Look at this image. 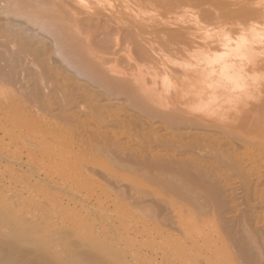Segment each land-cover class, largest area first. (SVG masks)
I'll use <instances>...</instances> for the list:
<instances>
[{"label": "rangeland", "instance_id": "374dc122", "mask_svg": "<svg viewBox=\"0 0 264 264\" xmlns=\"http://www.w3.org/2000/svg\"><path fill=\"white\" fill-rule=\"evenodd\" d=\"M227 1H229V0H227ZM227 1L226 0H222L221 1L222 3L221 2L220 3L221 4H224ZM230 1L231 2H229V3H232L233 1L235 2V0H230ZM260 1L261 0H259L258 3H255V4H252L251 5V8L253 10V13L257 17L255 20H253V19H249V20H245V19L244 20H233V21L232 20H227V21H232V22H237V23H232L234 25H232L231 30H229V31H228L229 28L227 29V26H225V27L223 26L224 28L227 29L226 31H228L226 33H224V31L222 29H219L216 25H209V26H207V23L202 20V18L199 16V14L196 13V15H195L194 14L195 11L193 10V12H192V10L188 6L185 7V8H181V9L176 10L174 14L172 13L173 16L167 15V17H169L170 22H172L175 18H176L175 20L177 22V18H178L179 21L181 19V18H179L180 17L179 15L181 14L180 10L182 12H184V10H185L184 14L187 13L186 10L187 11H190L191 10V12H188V14L187 15H184V16H188L189 15V16H191L192 19L190 18L188 20L187 19L189 17L188 16L187 18L185 17L186 20H187V21L186 20L185 21L186 22H189L190 25L192 24L193 25V26L191 25L192 27L197 26V24H199V27L201 26L202 28L199 31L197 30L199 27H197V29L196 28H193L194 31H196V32H194L193 29H191L190 31H188L189 34L192 31L193 37H191L188 33L187 34H188V36H190V39L193 38V40L191 39V41H193V42L191 43L189 41L190 39H188V40L186 39L187 40V43L184 41V43L178 45V49L173 50V51H169L170 54L169 53L165 54L166 56H164V57L165 58L167 57L166 59L164 57H161V59L160 58H157L156 56H159L160 53H161V52L157 51L156 52V55L154 57V59L157 58V60L154 61L152 59L153 60L152 61L150 59L152 61L151 64L149 62V59L146 60L145 62L148 61L149 62V65H147L148 62L146 64H145V62L143 63V64L147 65V69H149L148 66L151 67V68L153 67L155 69L154 72L157 71L156 73L160 72L159 70L163 69L162 64L165 65L164 68L165 67L167 68L166 71L168 69L170 71H172V74L170 75V77L167 78L169 80L168 82H170L168 84V87H167V83H166L167 81H165L166 84H164V82H163V80H166L165 74L163 73V70H161L162 71L161 73H163V74H159V75H164V77H162V76L160 77L157 74H156L157 76L155 77V74L153 72V69L152 70L150 69L151 70L150 72H152V74H154V76H152L151 73L144 68L147 72L143 73V74H145L144 75L145 77L143 76V78L145 80L147 79V81H148V82L145 81V83H146L145 84L146 89L149 86V85L147 86V83L148 84L151 83L150 80L152 79V77H153V79L155 78L154 79L155 81H153V86H152V84H150V86L148 88L151 89V88L156 87L154 89H157L158 88V90H160L161 88H159V86H161V87L164 86L162 89H164L166 87L165 90L162 91V89H161L160 91H158L159 93L157 92L160 95V97H159V95H157V93L154 94V96H157L156 98H162L161 95L162 94H165L164 99H163L162 102L160 101L161 99H159V100L156 99L155 100V101H158V103L155 102L157 104H154V101H152L153 103H151V102H148V101L144 100V98H142V102L144 103L142 105L143 107H141V106L139 107V105H136V104H135L136 107H135V105H134V107H132V104H131L130 99H128L126 96H124V95L111 94V93L105 91L104 89L98 87L97 85L87 84V81H86V79L84 77L76 74L64 62H62V61H59L58 62L56 59L58 58V60H60L61 58H59L58 55L56 56V53L53 54V55H54V58L56 56V59L55 60L57 62L56 61H52L53 55H51V54L53 52H51V51H47L48 53L50 52L51 54H49V55H47L48 53L46 54L49 58L51 56V58H50L51 60L49 58H46L45 60L49 59V60H47V62L48 61H50V62L52 61V62H56L57 63L56 65L59 64V68H58V66H57V69L55 67V69L57 70V71H55V73L58 74L59 73L58 71H60V68L63 69V66H64V70L66 69V71H69V72L71 71V72L70 73L69 72L67 73L64 70H62V73H59L58 74L59 76H55L54 71H52V69H54L53 66L55 64L53 63L54 65H52V64L50 65V62H48V64H47V62L44 61L47 65L52 66L51 69H49V70H51L50 73L52 75H54L55 78L56 77H59L60 78V81L62 82V83H59V84H56L57 82L53 83V81L51 82V80H53L54 78L53 79L50 78L51 77L50 76L51 74L48 75V76H50L49 77L50 81H49V79H47L48 76L46 75L47 77L44 78V81H45V79H47L46 81H48V83L50 84V86L53 85L52 87L55 90H56V88L54 87V84L56 85V87H57V85L59 87L60 84H62L63 86H61L60 89H62V87L65 89L66 87L67 88L71 87V85L74 84L75 82H77V84H78V81H79L78 79H80V82L79 83H81V81H82V83L80 85H83V87H84V84H85V86L86 85H89L88 88L90 87L91 90H93V89L94 90H97L98 89V92L94 91L93 94H92V91L90 90V88L89 89L86 88L87 86L83 89L82 86H80L78 84L77 87H81L82 89L80 88V91H78L79 88L77 89V87H76L77 90L75 89L76 92L77 91L78 92H81V90H83L85 92H89L90 91V93H91L90 95L91 96L93 95V98L91 96H89V98H87V100H89V99L92 98L93 101H94L93 103H97V105H94L92 103L94 105V108L93 109H95V106H97L96 108L98 109V104L100 102H102L103 104H105L106 97H105V100H104V97H103V101L104 102L101 100V98H102V96L107 95V97L109 98V99L107 98V101H108L107 103L110 104L109 105L110 108L107 107L106 109H109V111L107 110L108 111L107 112L106 109H105V107L108 104H106V106L104 105L105 107L104 106H101V108H99V109L105 110V112L108 113V115L105 117V114L106 113L104 111L102 112V113H104L103 115H102V113L100 114L99 112L96 113L95 111H98V110L95 109L94 112L96 113V115H100L101 117L100 116H97V117L94 116L95 118L92 117L93 120H94L93 122L95 123V122H99L100 121V124L99 123H97V124L98 125H101L102 124V126H103V123H101V121H104V123L106 121H108V122L105 123L104 126H106V127H108V126L110 127L111 126V129L116 134H119L120 133L119 136H123V138L127 137L126 139H133L132 140L133 143H132L131 140L129 141V142H131L129 145H130L131 148H133V150L138 146V142L140 143V141H141V143L144 146H146L147 148H148V146L150 148L152 147L153 149L155 147V149L162 150L164 153H166V149H168V146H169V145H166L165 144L166 141L168 140L167 138H169L170 141H172V138H174L173 141H175L176 138H177V136L179 134H182V135H180L181 137L178 136V140L175 141V142H178L179 139H181V138H182V141L186 138L183 141V143L180 140L179 143H181V144H184V142H187V141L189 142L190 140H191V142H192V140L193 141L194 140H197V142L199 140V142L201 141V145H199L200 143L199 142L197 143L196 141H194L196 144L194 142H192V143L194 145H196V146L199 145L201 151H198L197 152V149H198V147H197L196 152L190 153L192 150L194 151L195 148L190 151L189 148L193 144L191 142H189L191 145L190 144H186V143H185L186 144L185 146L183 145V147H186V148H183L184 150H180V152H178L179 149H182V148H179L178 150L177 149H175V150L173 149V151L171 150L172 148L171 149L169 148L171 151L168 149L169 151L167 150V154H170L171 152L174 153L177 150L178 153H185L186 152V154L188 155V153L186 151L187 148H188V152L190 151L189 152V155H191V156H193L195 158H199L200 160H202V162H201L202 164L205 163V165L201 166V171L203 169V171L206 172V174H207V177H206L207 180H208V177H211L210 179L215 180L214 179L215 178L214 173H212L214 176H211V175L208 174V173H211L210 172L211 169H212L213 172H215V169H216V171H218V169L220 168V170H221V167H222L223 169H222V171H221L220 174H222V172H223L224 173L223 174L224 177L229 176V177H226V178H232L233 175H230V174H234V173L239 172L240 170L239 171H238V169L236 170V168H237L236 166H239L242 171L239 172L240 175H238V173L236 174V178L233 177V179H234L233 182H235L236 185L238 183L237 187L238 186L239 187L237 188L236 191H240V192L242 191V193L236 192V196H238L239 198L236 197L235 202H238V200L240 198L242 199V201H241V199L239 200L238 204L236 205L237 206L238 213H235L234 214L235 219L237 218V220H238V222L240 224L238 222H236L235 224L232 223L231 225H233V227H231L230 226V223L228 222L229 223L228 224L226 222L227 219H226L224 213H223V215H224L225 218L223 216L221 218L220 214L222 215V213H218V215L220 216V219H218V216L216 215V212H218L219 210H217L214 213L213 209L215 210V208H214L215 206H213L214 205L213 204V201H212V204L210 205L209 203H211V201H210L211 199H210V197H208L206 195H204V196L202 195L205 198V199H203V198H200L201 195L199 196V194H197L198 195V196H196V199L197 200H193V201L199 202V203L196 202V205H199L200 204V206H204V209L202 210V213L203 214L210 212L209 214H207L208 215L207 217H206L205 214L203 215L201 213L202 207H200V206L198 207V208H200V210H198V211H200V213L197 211L198 208L197 209L194 208L196 210V212L193 211L194 209L192 210V208L195 205L193 206V204H192V206H191L190 204L193 201L191 203L188 202V204H187V202H184L185 200L182 199L179 196V194H178L179 197L177 196V194L174 195V192L175 191H173L171 189H168L169 191H171V194L170 193L167 194V192H169V191L166 192V190H165L166 189V186H164V184H162L161 182H159V183L162 184V185H160L161 187L159 186V184H157L158 185V187H157L158 191H157L156 190V187H155L156 185L155 186L152 185L154 183L156 184V182H154L155 180L153 181L154 178H152L153 177L152 174H151L152 177L150 176L151 178H149V176H148V175H150V173H153V172L156 173V171H155L154 168H152L153 172H150V170H151L150 168L151 167H149V171L146 170V171H148L147 173H149L147 175V178L141 176L143 174V172H145V169H143V168L146 167V169H148L146 165L144 167L142 166V169H141V165L142 164L138 167L137 165H139V164H136V166H134L135 164L133 165L131 163H128L129 165H131V167L129 165L127 167V165H126V168H127V171H126V170H124V169H126L125 167H124V169H121V168H123L122 167L123 166L122 165L123 163H121V167L120 168H117L121 172L118 171L116 168H114V170H115V172L117 174L118 173L120 174V175L118 174L119 177L124 178V179L126 177H128L130 179V182H132V183L135 182L136 177H137L138 178L137 179V182L138 183L139 182L141 183V186L139 188L141 189L142 186H143V188L141 190H144L146 192H151L150 190H153L155 192H158V194H160L162 197L166 198L167 200L172 199L173 201H175V204L177 202V204H176V210L179 208L180 215H178L179 214V213H177L178 211H176V210H170L171 211V216L172 215L174 216V217L172 216L173 217L172 218L169 214H167V215H169V216H167L166 214L160 212L161 210H159L158 213H157V218H158L157 219L154 216V215H156L155 214V211H152V212H154V215H153V213H150L151 210H153V209H148L149 206L151 207V205H153V204H150L149 203V206H148V204L146 206L145 203L144 204L138 203V205H137L134 202L135 201L134 199L129 198V197H131V196H129V193L126 194L128 191L124 189L125 187H122L121 186L123 189L121 187H118V188H121L122 189L121 190V189H118L112 183H111L112 185L109 184L110 182L102 174V171L103 170L101 168V164H100V161L98 159H101L102 162H105L106 161L108 165L113 166V167L120 166V163L115 164V163L110 162L109 161L110 158L106 159L105 158V155H102L101 154V150L99 152L100 154L98 153L99 148L101 146H104L103 144L99 146L98 150L96 149L97 150L96 152L99 154V156L104 157L103 159L101 157H98V154H95V148L96 147L94 148L93 145H91V143L95 144L94 141L91 142V143L89 142L90 145H89V143L88 144L85 143L86 144L85 146H83L84 144L81 143L82 144V148L80 147L81 145L78 146L80 148L77 147V145H76L77 143L75 142V140H76L77 136H79V135L76 134L77 136L75 137V140H74L73 139L74 138L73 135H70V133H71L70 128H73V126L70 127L71 126L70 125L69 126L70 127L69 130H67L68 127L65 128V126L71 124L74 121H76V124L80 123V121L77 122V120H73L72 121V118H71L72 115H73V118H74V115H75V117L77 116L76 113L78 111L77 110L78 108L75 109V108L71 107L69 109V111L66 112V107L64 105H62L63 102L61 101V99L60 100L58 99L59 97H55L54 95L50 96L51 94H49V96L52 97L56 101H53V100H51L52 98L51 99L49 98V99H47L49 102H47V101H45L46 100L45 99V96H47L46 98H48V94L47 95H44V96H43V94H41L43 97L40 99L38 97L39 95L36 96L37 95L36 92H35L36 93L35 96L37 98H39L38 99V102H37V100H36V102L38 104H40L41 107L40 106L38 107L37 104H34L35 103V99L32 100L31 99V96H29V95H31V93H33V91L39 92L41 90V89H39V90L38 89H36V90L34 89L35 88V83H36V86L37 85L39 86L38 83H40V84L42 83L43 84V82H44V81L41 82V80H36V79H38L37 76L40 75V71H37V73L39 72V74L38 75L36 74L37 76L34 74V77L36 76V79H32L33 82L31 81V85L29 84L30 82L28 80H25V82L28 81L27 82V84H29L28 86H31V87H32V85L34 86V87H32L34 90H32L30 92V94L29 93H26V92H29L28 91L29 89L26 91V86H25V90L24 89L21 90V92H24L23 95L26 94L25 95L26 96V100H25V98H22L21 99V96H23V95H22L21 92H19L20 91V88H24L23 85H26L25 83L24 84L21 83L22 86H20L21 84H19V83L14 84L13 83V80L11 79L12 80V83L14 85L9 84V83H11V80H10L9 83H6L4 85V84H1L2 79L0 80L1 81L0 82V236H2V239H1L2 242L5 241L7 243V241H8L7 244H8V246L11 249L6 245L5 242L4 243L7 246L6 248H9V249H6V250H8L9 252L11 250V252L9 254H12V256L11 255L10 256L13 257V259L16 258L15 260H17V262L19 261L18 263H21V264H28L27 262H32L35 259L36 260L34 262L29 263V264H36V263L39 264L38 262L40 261L41 258H43V260H41V261H44L45 262L44 263V262H41L40 261L42 264H47V263L48 264H257V263L258 264H264V255H263L264 254L263 253L264 252V245H263L264 244V241H263L264 240V237H263L264 236V233H263L264 226L263 227L261 226V225H264V218L262 219V215L264 217V206H261V205L264 204V202H262V200H264L263 199L264 198V191H263L264 190V187H263L264 183L262 184V186H260L261 185L260 183H262V182L259 183L257 180L255 182L252 179L254 175L257 176L259 174L256 173V171H255L256 174H254V173L252 174L251 173V172H254V170H253L254 167L252 169L249 168V166H248V160L247 159H249V162H250V158H246V156L244 155V154H248L249 153L248 155H251V156L254 155L253 157H255V159H257L259 157L258 158V161H261L262 160L261 161V164H259L260 165L259 168L260 167L262 168V166H263V168L260 169V171L261 170L264 171V111L262 110L263 105L261 103L262 101L264 103V35H263V39L261 41L255 42V43H251V45L253 44V46H250L249 43H248L249 45H247V46H243V47H231L230 49H224L222 47H219L218 48V46H217V48H214V50H216V52L218 51L217 53L214 52V51H212V52H206L205 53L204 52L205 51V48H203V50H202V48L197 47V45L198 46L199 45H202V43H204L205 41H207V42H205L204 44L209 43V42H212L213 38H214V42H215L216 38H217L216 42H218V41L224 40L223 37H228V39H230L229 41L231 42V41H236V40L239 41L241 39H245V37H249V36H251V34H254V33H262V31L264 32V16H263L264 15V0H262V2H260ZM217 2H218V0H217ZM237 2H238V0H237ZM229 3H225L224 5L229 4ZM112 4L114 6H115V4H116V6H118L121 3H120V1L117 0V2H115V3L112 2ZM204 8H206V7H204ZM231 8L233 9V7L229 5V7L227 6L226 10L227 9H231ZM150 13H148V15H152L154 17L156 16L155 13H153V12H150ZM191 13H193L194 15H192ZM175 14H177V16H175ZM195 16H196V19L194 18ZM165 17H166V15H165ZM155 18L159 22H162L164 20V19L163 20H160V18H158V17H155ZM193 19L196 22L198 20L199 21H202V23L201 22H199V23L197 22V24L195 25L194 24L195 21ZM191 20L194 23L191 22ZM179 21L177 22V24H176V22H174L175 23V26H173V28L175 27L177 29V27L183 26V24H185L184 23L185 22L184 20H183L184 22L183 21H180V23H179ZM182 22H183V24H182ZM189 23H187V24L189 25ZM203 23H206L205 24L206 27H205V25ZM178 24H182V25H178ZM187 24H186V27H189L190 25L188 26ZM183 27H185V25ZM190 28H188V29H190ZM181 30L184 31V33L187 32L186 29H185L186 31L183 30V29H181ZM207 32H209L208 35L206 34ZM141 36L147 38L146 34H142ZM150 37L151 36H149L148 38H150ZM184 37H186V34H185ZM137 40L139 41L140 38L138 37ZM214 42H213V44L209 43V45H214L215 44ZM249 47L252 48V50L249 49L251 51L246 50ZM196 48H199V49H197L199 52L196 50ZM163 49H165V48H163ZM220 49H222V50H220ZM241 51H244V52H241ZM259 52L260 53L262 52V54H260ZM158 53H159V55H158ZM244 53H245V55L248 58L244 57L245 56ZM248 53H250V54H248ZM251 53L252 54H256V55H252ZM257 53L260 54V57H259V54H257ZM208 54H210L211 57ZM194 55H196L198 57H194ZM201 55L203 56V58L205 56V59L210 58L213 62L215 60V64L217 65V67L218 68H222V69H218V70H221V71H219L221 73L224 72L223 74H225V75H223V74L222 75H219L220 77L218 76V74H215V75H217L219 77V79L220 78L222 79V76H223V80L225 79L227 81V82L226 81H223V82L230 83L231 80L236 79L237 77L239 78L238 81L240 82V85H242V87L244 86V88H242L240 86L239 89H242V90H239L238 89L236 91L238 93V95L241 96L240 98H242V95H244L246 92L249 93V94H247L248 98H247V96L243 98L247 105H245L241 109H245V108H247L249 106L250 107L253 106V109H252V112L251 113H249L248 115L246 114V115L243 116V118H241V117H239V115L236 113V111L234 109L229 110V112L231 111L229 117L234 120L233 122H235L236 124L237 123L238 124H242V122H247L248 123V124L246 123V125H244V126H240V129H236V130L233 129V130H231L230 127H227L226 128L223 125L222 119L223 118H226V116L228 115L227 114L228 111H225L226 110L225 107L228 106V105H225V107H224L225 110H223L224 109L223 108V105L221 106V108H219V110L222 109L223 111H225V112H223L221 114V113H219L220 111L217 110L219 105L217 103L218 106L217 105L215 106V102H213L215 100H213V98L211 99L210 97H207L208 100H207V103H206L205 102L206 101L205 100L206 99L205 96H204L205 98H202L200 96L198 97V95L195 94V92L193 91V89L192 88H188L189 85L185 84V83H188V82H184L185 81L184 78L189 73V71L187 70L185 72L184 67L185 66L187 67L188 66L187 63H189V62H192V63H189V64H192V66H193V62L194 61H195L194 64L195 63L200 64L201 61L203 60ZM212 56H218V57L220 56V58H218V57L215 58V57H212ZM255 56H257V57L255 58ZM252 57L255 60H250V63L248 65H244V62L247 61L249 58L252 59ZM54 58H53V60H54ZM227 58H228V60H226ZM245 58H246V60H245ZM187 60H188V62H187ZM199 60H201V61H199ZM225 61H228V63H226ZM230 61H231V63H230ZM39 62L41 64V61H39ZM60 62H62V65L64 64L62 67L60 66L61 65ZM171 62H173L174 64L171 63ZM181 62H183V63H181ZM184 62H187V63L184 64ZM237 62H238V64H237ZM175 63H177L179 66H180V64H183V67L181 66L182 68H180ZM233 63H234V65H233ZM40 64H38V65H40ZM140 64H142V63H140ZM215 64L213 66V69L215 67L216 73H218V70H217V67L215 66ZM218 64H219V66H218ZM225 64H226V66H225ZM47 65H46V67H48ZM107 65H109V64H107ZM173 65H177L178 67L177 66H173ZM229 65H230V67H232V69H234V70H232L233 72L234 71L235 72L237 71L236 74H235V72L232 73L230 67L228 69V66ZM32 66L28 69L29 71H30V69H34V68H32ZM50 66H49V68H50ZM35 67H37V65ZM41 67H42V65H41ZM121 67H122V65H121ZM37 68L39 70V67H37ZM134 69L135 68H133L131 71L132 72L134 71V73H135L136 70H134ZM240 69H241V71H240ZM246 69H247V71H246ZM145 70H143V71H145ZM169 70H168V72H169ZM227 70L230 71L231 74ZM19 71L20 70L18 69V73H19ZM31 71H30V75L32 76V73H34V72L36 73V68H35V70H33V72H31ZM238 71L240 73H242V75L239 74ZM10 72L9 71L6 72V74L8 73V77L12 74V72H11V74H9ZM27 72L25 71L26 74L29 73V72L28 73ZM3 73H5V72H3ZM22 73H24V71ZM22 73L21 74L19 73V76L21 75L19 77L21 80L22 79L24 80L25 78H27V79L29 78L30 79L31 76L29 77V75H28V77L21 78L22 75H24V76L26 75L25 73L24 74H22ZM41 73H42V70H41ZM63 73H66V75L67 74H71V73L73 74L74 73L75 76L74 75H71L72 77L74 76L72 79L69 76V78H70L69 81H71V82H69V81L65 82L69 78L67 77L68 75L67 76L66 75H62ZM146 73L147 74L149 73L151 76H149V74L146 75ZM182 73H183L184 78L182 76ZM13 74H14V72H13ZM13 74L11 76L12 77L14 76L13 78L14 79L15 78L17 79V76L18 75L16 74L17 75L16 76L15 74L14 75ZM60 74L62 75L63 79H61ZM1 75L2 74H0V77H1ZM41 75L45 77V75H43V74H41ZM176 75H177V77H175ZM226 75H228V77ZM3 76H4V74H3ZM240 76H243V77H240ZM6 77H7V75H6ZM6 77L4 76V78H6ZM8 77H7V79H8ZM75 77H76V79L78 81L77 80L76 81L74 80ZM160 78L161 79L162 78H165V79L161 80ZM240 78H244V79H242V81H241ZM7 79H5V80H7ZM18 79L17 80H14V82L16 83V81H18ZM159 80L162 81V84H161V81L159 82ZM22 81H19V82H22ZM55 81L60 82L59 80H56V79H55ZM63 81L65 83H67L68 86L64 87L66 84ZM3 82H7V81H4L3 80ZM243 82H245V83H243ZM48 83L46 82L45 85L48 84ZM154 83L156 85H154ZM159 84H161V85H159ZM15 85H16V87L17 86H19V87L16 88ZM45 85H42L41 87L39 86L40 88L43 87V90H41L40 92H42V91L45 92V90H46V92H50V91H47V87ZM178 85L181 86V87H179ZM50 86L48 87V89L50 88ZM75 86H74V88H75ZM92 86H94L95 88L92 87ZM31 87H30V90L32 89ZM53 88L52 89L50 88L51 89V92L50 93H52V94L55 91ZM179 88H181V89H179ZM154 89H152V91ZM187 89H189V90H187ZM52 90H53V92H52ZM71 90H72V87H71ZM75 90L73 89L74 92H75ZM161 91H162V93L160 94ZM55 92H54V94H55ZM101 92L102 93L104 92L103 93L104 95L101 94ZM149 92H150V90H149ZM149 92H148V94H149ZM96 93H99L101 95V97L98 98V99L101 100V101L98 100L100 102H95V101H97V100H95L97 96L94 95ZM166 93H168V94L170 93V96L168 97V94L166 95ZM250 93H252L253 96H252V94L250 96ZM27 94H29L28 95L29 96L28 98H27ZM34 94H32V96H33V98H36V97H34ZM99 94H97V95H99ZM59 96H60V94H59ZM121 96H122V98L124 100L121 98ZM254 96H255V99H254ZM94 97H95V99H94ZM147 97H149V96H146L145 99H147ZM152 97H153V95H152ZM152 97H150V98H152ZM182 97H183V99H182ZM29 98L33 102L32 103L33 104L32 106H30L31 101H28V100H30ZM198 98H199V100H201L200 102H202L204 100L203 102H205V103L203 104V102H202L201 105H199L200 103H197V101L199 102ZM216 98H217V96H216ZM92 99H91V101H92ZM209 99H211L212 100V103H214L213 104V107H211L209 105V104H211V103H209V102H211V100H209ZM87 100H85V101L90 106V103L91 102L88 103ZM228 100H230V99H228ZM228 100H227V103H228ZM39 101H41V103H43V106L44 107H46L47 106V103H48L49 105L46 108L51 109V110H48V111L49 112L52 111L53 113H55V111H54V107L55 106H53L54 103L56 102L55 105H57V104L59 105L60 102L59 103H57V102L58 101H61L62 104L59 105L60 108L57 109V110L60 113L61 110H62L61 108L64 106L63 109L64 108L65 109L63 111H65V112H61V113H63L62 114L63 116L66 115V117H62L61 114L58 116L59 113H57V110L56 109L55 110H56V113L57 114L56 113L55 114H52V112H50V114H52L50 116V114L48 113V111L45 112L46 109L42 106V104ZM43 101H45V103ZM50 101H51V103L52 102L53 103L51 104ZM123 101H126L125 104H124ZM159 101H160V103H159ZM164 101H166V102L163 103ZM216 101H218V100H216ZM118 102H120L121 104H118ZM86 103L83 102V105L85 106ZM224 103H226V102L224 101ZM240 103H242V102L237 103V105H235V106H240L241 105ZM44 104H46V105H44ZM103 104H100V105H103ZM197 104L199 105V107H198ZM220 104H221V101H220ZM83 105L81 106V109H85L86 108V110H88L89 107L86 106L84 108ZM259 105H260V107H259ZM33 106H34V108H32ZM35 106H37L38 108H41V109H39L41 112H39V110H37L36 109L37 107H35ZM57 106L55 108H58ZM137 107H139V108H137ZM30 108H32V109H30ZM42 108H44V113L48 114L49 116L42 117L44 115V113L42 112L43 111ZM91 108H92V105H91ZM150 108H154V109L152 111H150L151 110ZM33 110L36 111L37 114H36V112H33ZM73 110L74 111L76 110L75 111L76 113ZM70 111H72L73 114ZM168 111L171 114L174 113L178 117L181 116L182 117L181 120L178 119L177 116L175 117L174 115H172V118L173 119H174V117H175V119L177 118L176 121H178V122H176L175 120H174L175 122L173 120H171L170 119L171 118V115L168 113ZM206 111H209V113H211V112L214 113L213 116H212V113L211 114H208L209 116L206 115ZM217 111H219V112H217ZM69 112L72 114L70 117L67 116V115L70 114ZM123 112L126 113L125 116L128 114L126 117L124 116L125 118H123ZM166 112H167V114L170 115V116H168L169 118L167 117ZM30 113H32V114H30ZM163 113H164V115H163ZM215 114H217V115H215ZM54 115L55 116H58V120L56 118H54ZM60 116L62 117V120H63L62 123L64 122V124H66L65 126H63L64 124H62V123L61 124L59 123L60 125H58V122L61 119ZM220 116H221L222 119L220 118ZM50 117H51V119H50L51 122L49 120ZM59 117H60V119H59ZM87 117H90V116H87ZM130 117H131V119H130ZM165 117L168 118V119H166ZM68 118H70V119L67 120ZM82 118L81 119L79 118V120H84L85 119V118H83V119ZM121 118H123L124 120L126 119L127 122L124 121ZM214 118L215 119L216 118L217 119L218 118L221 119V122H220V120L218 121V120H215ZM119 119L124 121V122L121 121V123H123L124 125H125V123H127V126L128 127H125L126 125L124 126L123 124H121L120 121H119ZM129 119L130 120L133 119L132 120L133 122L132 121L130 122ZM190 119H192V120H190ZM247 119H248V121H247ZM35 120H36V122H35ZM48 121H49V123H48ZM55 121L57 123L54 124ZM84 121H82V122L84 123ZM110 121L113 122L114 124L111 123ZM134 122H136V123L134 124ZM46 123H48L49 125H50V123H51V125L53 124L54 130H53V127L52 126H51L52 129H51V127L48 124L46 125ZM74 123H73V125L77 126ZM83 123H80V124H83ZM91 123H92V121H91ZM132 123L134 124V127H135L134 129H133L132 126H130V125H132ZM193 123L195 125H192ZM44 125H46L45 126L46 127L45 129H44ZM84 125H86V124H84ZM119 125H121L120 127H123V128H120ZM203 125H205V126H203ZM47 126H49V127L47 128ZM58 126H60V127H58ZM140 126L141 127L144 126V128H146L148 131L147 130L144 131V129L141 128ZM33 127H34V129H33ZM56 127H57L56 131L58 133H56V135L54 134V136H55L54 137L52 134L56 132L55 131V128ZM118 127L120 128V130L118 129ZM156 128H158V132L157 131L154 132V129L157 130ZM218 128L221 129V130H223V131L219 130ZM47 129H49V130H47ZM150 129H152V130H150ZM45 130H47L48 132L45 131ZM61 130H63V133L65 134L64 136H63ZM116 130H118V133L116 132ZM60 131H61V136L59 134ZM132 131H134V133ZM141 131H142V133H141ZM151 131H153V132L151 133ZM47 133H49V134H47ZM67 133H69V134L67 135ZM72 133H74V132L72 131ZM122 133L125 134V137H124V135ZM137 133H138V135H137ZM148 133H150L151 136L148 135ZM158 133H161V134H159V136H158ZM166 133H167V135L169 134L168 135L169 137L168 136H165ZM177 133H179V134H177ZM194 133H195V136H194ZM196 133H198L199 135L196 134ZM160 135L164 136V139L166 137L167 140L166 139H165L166 141L165 140H162L163 137L160 136ZM189 135H190V138H189ZM205 135L207 136V138L209 136V138L208 139L206 138L204 140V138L206 137ZM52 136H53V138H52ZM67 136L69 138H67ZM128 136L131 137V138H129ZM153 136H155V137H153ZM175 136H176V138H175ZM182 136H185V138L182 137ZM210 136H211V138H210ZM71 137H73V138H71ZM213 137H214V139L215 138L216 139L218 138L216 141H218L220 139L222 141L221 143H223V141H226L227 142L226 144H225V142L223 143V144H225L224 145L225 147L223 146L222 149L220 148L221 150H223V148H224V153H226V155L228 153H229V155H231L230 154V150L232 151V149H229V148H233L234 147V149L232 151V155L237 157L239 155V153L235 150V146H238V149L237 150L239 152H240L239 149L242 148L241 149V154L243 152V155L245 157L243 155H242L243 156L242 157L241 154H240V156L242 157V159H241L242 163L240 161V163H241L240 165L241 166L244 165V166L241 167L240 165H238V162H236L235 161L236 159H234L235 157L231 156L234 159V160H232V159H230L231 157H227L226 155H223L222 156L221 153H218L219 152L218 150H220V149H218L216 151L217 148H215V147L220 146L221 143H220V140H219L218 141L219 144H218L214 139H212ZM70 138H71V141H70ZM78 138L81 139L80 136ZM149 138L152 140V143H151V140H148ZM160 138H162V139H160ZM201 138L203 139L204 142L201 140ZM64 139H67V140L64 141ZM72 139L74 140V142L76 144L73 145V143H72L73 140ZM155 139H157L156 141H158V142L164 141V144L166 145L167 148L165 146H164V149L165 150H163V146H160V148H159V145H164V144H162L163 142H160L161 144H159L158 142L155 141ZM210 139L212 140L213 145H212ZM153 140L155 142H153ZM209 140H210V143L208 142ZM78 141L79 140H77V142ZM144 141H146V142H144ZM148 141H150V142H148ZM233 141H234V143H233V145H231ZM215 142L218 145L215 146V144H216ZM145 143H146V145H145ZM202 143H204V146L202 145ZM205 143L206 144L208 143V145H206ZM97 144H98V142H96V146L98 147ZM132 144H134L135 146L137 144V146L134 147V145H132ZM142 144H139V146L141 145L140 148H143L142 147ZM167 144H168V142H167ZM170 144H171V142H170ZM181 144H180V146H181ZM171 145H172V147H174L176 144L175 145L174 144H171ZM194 145L192 146V148L194 147ZM210 145L211 146H214V147H211ZM202 146L203 147H206V146L210 147L209 148V152L207 151L208 150L207 149L208 147L203 148ZM229 146H231V147H229ZM178 147H179L178 145L175 146V148H178ZM201 147L203 148V150H202ZM239 147H241V148H239ZM140 148L135 149L136 152L140 153V150L138 151V149H140ZM225 148L227 149L226 151L228 153L225 152ZM212 149H215V150L212 151ZM250 150L252 152L253 151L254 152L252 153ZM143 151H145V150H142V152ZM206 151H207V153H206ZM210 151H212V152H210ZM234 151H236V152H234ZM215 152H217V153L215 154ZM235 153L238 154V155H235ZM94 154L97 155V158H98L97 160L93 159L94 157L96 158V156H94ZM201 154H202V156H201ZM206 154H208V157H206L207 156ZM219 154H221V155H219ZM256 154H258V155H256ZM216 155H218L219 159H218V157ZM220 156H221V158H220ZM224 156H226L224 158L226 160L223 159ZM240 156H239V158L237 157V159L240 160ZM207 158L210 159V160H207ZM227 158L230 159V161L228 160L229 162L227 161ZM245 158L247 160L246 166H245V161H244ZM71 159L73 160V162L70 161ZM216 159H218L220 161H218ZM94 160L96 162H94ZM211 160H212V163H210V165L213 164V162H214V164H216V165L218 164L216 166L217 168H215V167L213 168V166H215V165H213V166H211V169L210 170L208 169L209 171H207V168L205 166H207V167H210V166L207 165L206 161H210L211 162ZM252 160H251V162H252ZM243 161H244V163H243ZM220 162L222 163V165H221ZM78 163L81 165L80 168H76V167L79 166ZM235 163H236V165H235ZM208 164H209V162H208ZM226 164H228L229 166L226 165ZM73 165H75V166L77 165V166L75 167ZM249 165H250V163H249ZM86 166L90 167L92 170H90V168H87ZM94 166H95L96 169L94 168ZM247 166H248V168H247ZM251 166L252 165H250V167ZM134 167H135V169H133ZM245 167H246V169H245ZM93 168H94V170H93ZM136 168H137V170H136ZM224 168H225V170H224ZM232 168H233V170L235 168V170L233 171ZM243 168H244V172H243ZM97 169H99V170L101 169L102 171L99 172V170H97ZM140 169H141V171H140ZM226 169H229V170H231L233 172H230L229 171V173H230L229 174V173H227L228 171ZM247 169H250V172L249 171L248 172L250 173V175L252 177L250 175H248L249 173H246L247 172ZM128 170H130V172H129L130 174L132 173L133 170L138 171V173L139 172H142L143 170L144 171L142 172V174L140 173L141 174V175H139L140 178L137 176L138 174L134 173V176L132 174L133 177L136 176L135 179H134L131 175H129V173L127 174ZM245 170H246V172H245ZM123 171H126V172H123ZM258 171H259V169H258ZM158 172H159V170H157V173ZM219 172L220 171H218L217 173H219ZM262 172L260 174H262ZM147 173L145 172L144 175L147 174ZM237 175L239 176V178H240L241 175H244L245 178L243 177V179H244L243 181H242L241 178L239 179L240 182H242V183L244 182V184H242V183L240 184V182H238L239 180H237L238 179ZM247 177H249V178L247 179ZM144 178H146V180ZM257 178H259V177H257ZM257 178L255 177V179H257ZM263 178H264V176H263ZM263 178H262L261 181L264 180ZM141 179L142 180L144 179L145 181H147V179H149V180L151 179L152 181L151 180L150 181L152 183L150 182V184H149L148 182H145L144 180L142 181ZM210 179L208 181H210ZM245 179H247L248 182L250 183V185H252V186H248L249 184L248 185L246 184L245 181H247V180H245ZM251 181H254L255 183H258V184H255L254 182H252L255 185L254 186L253 184H251ZM157 183H158V181H157ZM239 184L240 185H243V187H241ZM244 185H246L247 187L244 186ZM256 185L258 187L259 186L260 187L258 188V187H256ZM113 186L116 187L119 190L118 191L119 193L121 191L122 192L124 191V193L127 191L125 193L126 197L123 196L124 194L121 192V196L125 197V199L123 197H119L117 195L119 193L116 192L117 189L114 188ZM190 186L191 187H194V183L191 184ZM190 186H189V188H190ZM146 187H147V189H146ZM240 187L242 189L244 188V190L246 189L245 190L246 192L244 190H240L241 189ZM252 187L255 188L254 191L255 192L258 191L257 193L258 194L260 193V195H257V193H253V188ZM160 188H162V192H161ZM261 188H263V189H261ZM191 189H194V188H191ZM250 189H252V190L250 191ZM257 189H259L261 192H259V190H257ZM159 191L161 193H159ZM163 191H165L166 194ZM243 192L244 193H248L249 192L248 193L249 195L247 194V197H245V199L246 198L248 199L247 201L244 199V196H246V195ZM162 193H164L165 195H168V196L166 197V196H164V194L162 195ZM262 193H263V195H262ZM240 194L241 195L244 194V196H241L240 197ZM127 195H128V199L129 200L127 199ZM171 195L173 197H169ZM253 195H254V198H256V199H254L253 197H251ZM175 196H177L178 198H181L183 201L180 200V199H176ZM258 196L262 200H260V199L257 200L259 198ZM168 197H169V199H168ZM197 197H199V198H197ZM131 199L134 200V201H132ZM199 199H202L201 203L206 202V201L207 202L201 204ZM224 199L225 198H223V200ZM250 199L251 200H256L257 201V204H256V201H255V206H254V201L253 202L250 201L251 202V205H249V203H250L249 200ZM212 200H214V199H212ZM225 201H228V203L231 202V201H229L227 199H225ZM195 202H193V203H195ZM246 202L248 203V206L245 204ZM241 203H244V205H242ZM204 204H207V206H205ZM225 204L227 205V203H225ZM230 204L231 203H229L228 205L230 206ZM239 204H241L240 206L242 207V209H241V207L238 206ZM177 205L178 206L181 205L180 207L182 208L183 211L185 209L192 210V212L191 211H188V212H191V214L188 213V212H184L185 214H182L183 213V212H181L182 210H180V207H178ZM182 205L184 206V208H183ZM209 205H210V207L213 206V207H211L212 209L209 207ZM145 206L147 207L148 210L145 208ZM256 206H257L258 209L256 208ZM258 206L261 207V211L263 209L262 212L259 211L260 210V207H258ZM252 208H253V210H255V209L256 210L255 211L250 210ZM145 209L147 211H145ZM156 209L158 210L157 207H155V210ZM205 209H207V210H205ZM227 209H228V207H227ZM227 209H224L223 212H226ZM246 209H248V210H246ZM241 210L244 211V212L242 213ZM203 211H205V212H203ZM239 211H240V213H239ZM250 211H251V214H250ZM256 211L257 212L259 211L260 213H257ZM193 212H195V213H193ZM219 212H221V211H219ZM198 213L199 214H202V215H198ZM256 213L260 217L257 216ZM161 214L163 215L162 216V219L163 220L160 218L161 217ZM188 214H189V216H187ZM240 214L241 215L243 214L244 217L243 216L241 217ZM164 215H166V219H168L170 217L171 218V220H170L171 222L174 219V221L172 223L178 221L176 224L175 223L172 224L173 227L176 230H174V228L171 229L172 227H171V225H169V223H171V222L165 220V218H163V217H165ZM178 216L181 217V218H179ZM186 216H187V218H186ZM258 217L260 218V221L256 219ZM249 218H253L252 221ZM156 219L158 221L159 220L160 221L162 220L161 222H163L162 225L164 227L161 226V225H158L160 223V221L157 223V220ZM225 219H226V221L224 223L226 225H224V223H223V221ZM164 220L166 222H168V224H164V223H166V222H164ZM180 220H181V222H179ZM214 220H216V222ZM217 220H218V222L220 221L219 226L223 223L220 226V228H218L219 226H218ZM237 220H235V221H237ZM253 220L254 221L256 220V221L254 222ZM250 222H251V224H250ZM256 222H259V223H256ZM247 223H249V224H247ZM252 223H254V225ZM141 224L142 225L144 224V225L142 226ZM145 224H147L148 227ZM237 224H239V225L237 226ZM153 225H154V227H157L155 230L159 229V226H161L160 227V231H157L158 233L159 232L161 233V234L160 233L158 234L160 236L156 235L157 232L154 230V227H152ZM165 225H169L170 227L169 226H166L167 227L166 228ZM178 225H180V226H178ZM227 225H228V229H230V230H227L226 229L227 228ZM257 225H259V227H257ZM229 226H230V228H229ZM252 226L255 227V229ZM134 227H135V229L138 230L137 232H138L139 236L135 232ZM141 227H142V229H141ZM144 227H145V229H144ZM150 227L152 228L151 230H154V231H150V229H149ZM168 227L170 229H168ZM179 227H181V229L182 228H184V229H182L180 231V228ZM256 228H258V229H256ZM139 230H142L141 232L144 235H141L140 234L141 232ZM168 230H169L170 233L167 232ZM220 230H222V231H220ZM232 230L235 233L234 234V237H237L238 240L242 244H243L242 241H245L244 248H245V250L247 252L250 251V253H251V254L250 253H247V255L249 254V256L247 257L248 258L247 259L248 261L246 260V258H243L242 259V257L240 256L242 254L238 255L239 253L236 252V251H239V250H237L238 248H236L237 246H236L235 242H233V244L231 243V239H233V238L231 237V239H230L229 238V235L231 234ZM261 230H263V231H261ZM11 231H12V234H10ZM16 231H17V233H16ZM182 231H183V233H182ZM227 231H229V232L231 231L230 234H225V233H229ZM236 231L237 232L239 231L240 232V235H239V232L237 233ZM14 232L16 233V235L17 234H20L21 235V237L23 239V240L21 239V244L23 246L20 244V239H17L18 236H20V235H17V238H15L16 235H14L13 237L10 236V235L15 234ZM241 232L244 233L245 235L242 234ZM247 233H250V234H247ZM145 234H147L148 237H147V235L145 236ZM185 235H186L187 238H189V240L185 237ZM6 236H8V237H6ZM183 236H184V238L186 240L184 238H182ZM231 236H233V234ZM242 236H243L244 240H243ZM248 236H249V238L251 240L248 238ZM5 237L8 240L7 239L5 240ZM11 237H12V240L15 238L17 241L15 242V240H13V241L12 240H9V238L11 239ZM172 237L175 238V239H173V241H172ZM262 237H263V239H262ZM176 238H178V239H176ZM203 238H205V239H203ZM240 238H242V239H240ZM3 239H4V241H3ZM207 239H208V241H207ZM179 240L181 242L185 240L184 243L186 244V247H185V244L184 243L182 244L181 242H179ZM187 240H188V242H191L192 240H194V241L197 240L196 242H198L197 243L198 244V247H195V246H197V245H195V246H193L194 248L192 247V250H191L190 249L191 246H188L190 244L187 242ZM205 240L208 242V244H206V245H204V243L206 242ZM258 240H259V242H258ZM11 241L13 242V244L14 243H17V244H15L16 246L21 245V248H19L21 251L16 246L13 247L14 245L12 246V244H11L12 242ZM209 241H210V243L212 242L211 245H210ZM35 242L36 243L38 242V243L36 244ZM40 242H41L42 245L40 244V246H39L38 244ZM172 242H173V244L175 242V245H177L178 243L179 244L181 243L183 245V247H185L186 250H187V248L190 247L188 249L190 253H188V254H186L184 256H183V254H185V253H183V254L182 253L181 254H175V253H179L180 251L182 252L185 249L182 247V245L180 246L178 244L184 250H182V249L180 250L179 249V250H177L175 252V250H176L175 247L176 246L173 247ZM193 243H195V242H193ZM224 243L227 244V245H225ZM256 243H257L258 247H261L262 245L263 246L259 249L257 247ZM258 243H260L261 245L258 244ZM9 244H11V245H9ZM170 244H172L171 247L169 246ZM43 245H44V247H43ZM155 245L156 246L159 245L157 249H155L156 248ZM178 245L176 247L177 249L179 248ZM191 245H192V243H191ZM223 245H224V247H223ZM153 246H155V248H153ZM215 246H218V248L216 247L217 248L216 249ZM250 246H252L254 249L251 248ZM12 247H13V249H12ZM159 247H160V249L161 248L163 249L164 247H166V249L164 251L162 249L159 251L158 250ZM208 247H210V248H208ZM43 248H45L47 251L45 250L46 251L45 252L43 250ZM171 248H173L174 253H170V252H173ZM16 249H18V250H16ZM169 249L171 251H167ZM205 249H207V250H205ZM43 251L45 252V256L43 255V253H44ZM216 251H217L218 254L216 253ZM23 252L25 253V255H24ZM32 252H34V253H32ZM161 252H163L164 255ZM167 252H168V255H167ZM259 252H261V254ZM21 253H22V255H21ZM30 253L32 254V256L35 253H37V254H35L34 255V258H33ZM38 253L40 254V257L41 258H39V254ZM211 253H213V256H211L212 255ZM215 253L217 254V256H216ZM27 254L30 255L31 258H29L30 256H28ZM14 255H15V257H14ZM16 255H18V256H16ZM198 255H200V256H198ZM257 255H259V256L262 255L263 257L262 256L259 257ZM22 256L24 257V259H23ZM25 256L27 257V260H26V257ZM214 256H216V257H214ZM195 257H196L197 260L194 259ZM202 257L205 258V259H203ZM244 257H246V255H244ZM207 258H208V260H207ZM216 258H217V260H215ZM18 259H20V260H18ZM37 259H39V260H37ZM22 261H24V262L22 263Z\"/></svg>", "mask_w": 264, "mask_h": 264}, {"label": "bare ground", "instance_id": "6f19581e", "mask_svg": "<svg viewBox=\"0 0 264 264\" xmlns=\"http://www.w3.org/2000/svg\"><path fill=\"white\" fill-rule=\"evenodd\" d=\"M118 1H120V3L121 4H117L118 6H116V4H115V6L112 4V2H117V0H0V74H2L1 75V77H0V80L2 79V82H1V84H6V83H9L10 82V80L12 79L13 80V83L14 84H17V83H19V84H26V85H23L24 86V88H20V91L19 92H21V90L22 89H24L25 90V86H26V91L28 90L29 92H26V93H29L30 94V92L32 91V90H36V89H41V90H43V87L42 88H40L42 85H45V83L47 82L48 83V81H46L47 79H49V77L51 78V79H53V80H51V82L53 81V83H55V82H57L56 84H59V83H62L61 81H60V78L59 77H54V75H52L50 72H51V70H49V69H51V67L52 66H50L51 64L52 65H54L53 67H54V69H52V71H54V74H55V76H59L58 74L59 73H62V70H64V64L62 65V62H64L68 67H70L76 74H78V75H80V76H82V77H84L85 79H86V81H87V84H90V85H97L98 87H100V88H102V89H104L105 91H107V92H109V93H111V94H116V95H124V96H126L128 99H130V101H131V104H132V107H134V105L136 104V105H139V107L141 106V107H143L142 105L144 104L143 102H142V98H144V100H146V101H148V102H151V103H153L152 101H154V104H157L158 103V101H155L156 99L157 100H159V99H161L160 101L162 102L163 101V99H164V96H165V94H162L161 95V97L162 98H156L157 96H154V94L155 93H157L158 91H160L163 87H161V86H159V88H161L160 90H158V88L157 89H154V88H156V87H154V88H148L149 86H150V84H152V86H153V81H155L154 79H153V77H152V81L150 80V84H148L147 83V89H146V86H145V81L146 82H148L147 81V79L145 80L144 78H143V76L145 75V74H143V73H145V72H147V71H151L152 69H153V72H154V68L152 67H149L148 66V68L149 69H147V65H149V62H150V64H151V62L154 60H157V58H160L161 59V57H164V56H166L165 54H167V53H169V51H173V50H176V49H178V45H180V44H182V43H184V41L187 43V40L188 39H190V36L191 37H193V35H192V31H191V33L189 34L188 33V31H190L191 29H193V28H196L197 29V27H199V24H197V22L199 23V22H201L202 23V21H195L194 19V21H195V23L191 20V22H193L195 25L197 24V26H194V27H192L191 25H190V23L189 22H186L187 20H186V18L189 16H184V15H187L188 14V12H191V10H192V12H193V10L195 11V15H196V13L197 14H199V16L202 18V20L204 21V22H206L207 23V26H209V25H216L219 29H222L223 31H224V33H226V32H228L229 30H231V27H232V25H234V24H232V23H237V22H232L233 20H249V19H253V20H255L257 17L254 15V13H253V10H252V8H251V5L252 4H255V3H258V1L259 0H238V2H237V0H235V2L233 1L232 3H229V2H231L230 0L229 1H227V2H225V3H229V4H226V5H224V4H221L222 2V0H218V2H217V0H118ZM111 2V3H110ZM221 2V3H220ZM260 2H262V0L260 1ZM262 4V3H261ZM229 5L230 6H232L233 7V9L231 8V9H227L226 10V8H227V6L229 7ZM189 7L188 9L190 10V11H187L186 10V14H184V12H185V10H184V12H182L181 10H180V12H181V14L179 15L180 17L179 18H183L182 20L180 19V21H183L185 24H183V22H182V24H183V26L185 25V27H186V24L187 23H189V27H183V26H179V27H177V29L175 28H173V26H175V23L174 22H176V18L172 21V22H170V20H169V17H167V15H171V16H173L172 15V13L174 14L175 13V11L176 10H178V9H181V8H185V7ZM110 7V8H109ZM204 7H206V8H204ZM226 7V8H225ZM112 9V10H111ZM150 12H153V13H155L156 14V16L155 17H158V18H160V20H163L162 22H159L158 20H156V18L154 17V16H152V15H148V13H150ZM179 12V13H180ZM152 13V14H153ZM177 13V12H176ZM151 14V13H150ZM178 14V13H177ZM177 14H175V16H177ZM192 15H194L193 13H191ZM165 15H166V17H165ZM183 17H182V16ZM163 16V17H162ZM198 16V17H199ZM264 16V15H263ZM165 17V18H164ZM186 17V18H185ZM193 17V16H192ZM172 18V17H171ZM185 18V19H184ZM191 18V16H189L187 19L189 20ZM195 19H196V16L194 17ZM192 19V18H191ZM259 19V18H258ZM227 20H232V21H227ZM179 20H178V18H177V22H178ZM180 21H179V23H180ZM177 22H176V24H177ZM206 23H203L204 25L206 24ZM182 24H178V25H182ZM177 25V26H178ZM225 26H227V29H228V31H226L227 29L226 28H224ZM229 26V27H228ZM191 27V28H190ZM205 27H206V25H205ZM187 30V32H185L184 33V31H182L181 29H183V30H185V29ZM188 28H190V29H188ZM201 26L197 29L198 31L199 30H201ZM185 30V31H186ZM221 30V31H222ZM36 33H35V32ZM38 31V32H37ZM193 31H194V29H193ZM194 32H196V31H194ZM190 35V36H188V34ZM223 33V34H224ZM142 34H146V36H147V38L146 37H142L141 35ZM148 34V35H147ZM185 34H186V37H184L185 36ZM207 35L209 34V32H207L206 33ZM263 35H264V32L262 31V33H254V34H251V36H249V37H245V39H241V40H236V41H229L230 39H228V37H223L224 38V40H222V41H218V42H216V40H217V38H216V40H215V42H214V38H213V40H212V42H209V43H211V44H213V42L215 43L214 45H209V43H206V44H204L205 42H207V41H205L204 43H202V45H197V47H199V48H202V50H203V48H205V53L206 52H212V51H214V52H216V50H214V48H217V46H218V48L219 47H222V48H224V49H230L231 47H243V46H247V45H249L250 44V46H253V44L251 45V43H255V42H259V41H261L262 39H263ZM145 36V35H144ZM149 36H151L150 38H148ZM195 36V35H194ZM140 38V40L138 41L137 40V38ZM188 37V38H187ZM219 37V36H218ZM221 38V37H220ZM219 38V39H220ZM187 39V40H186ZM192 40H193V38H191ZM191 39L189 40L191 43L193 42V41H191ZM249 43V44H248ZM258 45V44H257ZM255 46V45H254ZM163 48H165V49H163ZM199 48H196V50L197 49H199ZM249 49H251L252 50V48L251 47H249L248 49H246V50H249ZM220 50H222V49H220ZM251 50H249V51H251ZM47 51H51V52H53L52 54L49 52H47ZM157 51H159V52H161L160 53V55H159V53H158V55L159 56H156L157 58L156 59H154V57H155V55H156V52ZM198 51V50H197ZM224 51V50H223ZM230 51V50H229ZM240 51V50H239ZM248 51V52H249ZM199 52V51H198ZM203 52V51H202ZM218 52V51H217ZM216 52V53H217ZM235 52V51H234ZM241 52H244V51H241ZM48 53V54H47ZM56 53V56L58 55V57L59 58H61L60 60H58V58L56 59V56H55V58H54V55L53 54H55ZM238 53V52H237ZM260 53V52H259ZM259 53H257V54H259ZM49 55V54H51V55H53V57H52V61H62V62H60L61 63V67L63 66V69L62 68H60V71H58L59 73L58 74H56L55 73V71H57L56 69H57V66H58V68H59V64L58 65H56L57 63V61L56 62H50V61H48V62H50V65H47L48 64V62H47V60H49L50 58H51V56H50V58L47 56V55ZM170 54V53H169ZM203 54V53H202ZM240 54V53H239ZM248 54H250V53H248ZM252 54V53H251ZM260 54H262V52L260 53ZM260 54H259V57H260ZM45 55V56H44ZM197 55V54H196ZM196 55H194V57H198V56H196ZM207 55V54H206ZM209 56H210V54H208ZM214 55V54H213ZM244 55H245V53H244ZM252 55H256V54H252ZM47 56V57H46ZM202 56V55H201ZM258 56V55H257ZM257 56H255V58L257 57ZM193 57V58H194ZM211 57V56H210ZM212 57H218V56H212ZM244 57H246V58H248L246 55L244 56ZM258 57V58H259ZM46 58H49V59H47V60H45ZM53 58H54V60H53ZM165 58V57H164ZM167 58V57H166ZM165 58V59H166ZM208 58V57H207ZM218 58H220V56L218 57ZM235 58V57H234ZM243 58V57H242ZM246 58H245V60H246ZM56 59V60H55ZM149 59V62L147 63V62H145L146 60H148ZM152 61H151V60ZM197 59V58H196ZM200 59V58H199ZM202 61L201 60H199V61H201V63L200 64H197V63H195L194 64V62H193V66H192V64H189V63H192V62H189V63H187L188 62V60H187V62H184V64L185 63H187L188 64V66L186 67H184V69H185V72L188 70L189 71V73L186 75V77L184 78V76H183V73H182V76H183V78L185 79V81L184 82H188V83H185V84H187V85H189V87L188 88H192L193 89V91L195 92V94L196 95H198V97L200 96V97H202V98H205L206 97V103H207V100H208V98L207 97H210L211 99L213 98V100H215V101H213V102H215V106L217 105V103H218V105L220 106H218V109L217 110H219V108H221V106L223 105V108L225 107V105H228V106H226L225 108H226V110H225V108L223 109V110H225V111H228V115L226 116V118H221V116H220V118L222 119V122H223V125L227 128V127H230L231 128V130H233V129H240V126H244V125H246V123L247 122H242V124H236L235 122H233L234 120L233 119H231L230 117H229V115H230V113H231V111L229 112V110H231V109H234L235 111H236V113L239 115V117H241V118H243V116L244 115H248L249 113H251L252 112V109H253V106H249V107H247V108H245V109H241V108H243L245 105H247L246 104V102L244 101V97H246L247 96V94H249V93H245L244 95H242V98H240L241 96H239L238 95V93L236 92L239 88H240V86L242 87V85H240V82L238 81L239 80V78L237 77L236 79H233V80H231V82L230 83H225V82H223V81H226L225 79L223 80V76H222V79L220 78L219 79V75H222L223 73H221V72H219V71H221V70H218V69H222V68H218L217 67V65L215 64V60H214V62L210 59V58H208V59H205V56H204V58H203V56H202ZM51 60V59H50ZM198 60V59H197ZM226 60H228V58L226 59ZM230 60V59H229ZM234 60V59H233ZM239 60V59H238ZM244 60V61H245ZM250 60H255L253 57H252V59L251 58H249L247 61H245L244 62V65H248L249 63H250ZM39 61H41V64H40V62ZM47 62V64L45 63V62ZM237 61V60H236ZM112 64H111V63ZM145 62V64L147 63V65H145V64H143ZM223 62V61H222ZM226 63H228V61H225ZM43 63V64H42ZM45 63V64H44ZM54 63V64H53ZM140 63H142V64H140ZM171 63H173V62H171ZM181 63H183V62H181ZM230 63H231V61H230ZM229 63V64H230ZM241 63V62H240ZM38 64H40V65H38ZM107 64H109V65H107ZM162 64V63H161ZM174 64V63H173ZM175 64H177V63H175ZM180 64V63H179ZM214 64H215V66L217 67V70H218V73H216V70H215V67H214V69H213V66H214ZM237 64H238V62H237ZM34 67H33V66ZM37 65V67H39V70H38V68L37 67H35ZM41 65H42V67H41ZM46 65L48 66V67H46ZM121 65H122V67H121ZM172 65V64H171ZM178 65V64H177ZM177 65H173V66H177ZM233 65H234V63H233ZM32 66V68H34V69H30V71L31 72H33V70H35V68H36V73L34 72V73H32V76L30 75V71L28 70L30 67ZM44 66V67H43ZM49 66H50V68H49ZM146 66V67H145ZM164 64H162V67H163V69H161V70H163V73L165 74V78H166V80H163V79H165V78H160L161 80H163V82H164V84H166L167 83V87H168V84L170 83V82H168L169 80L167 79V78H169L170 77V75L172 74V71H170L169 69V72H168V70L166 71V67L164 68ZM179 66V65H178ZM177 66V67H178ZM183 67V64H180V68H182ZM218 66H219V64H218ZM225 66H226V64H225ZM238 66V65H237ZM240 66V65H239ZM41 67V68H40ZM47 69H46V68ZM55 67H56V69H55ZM143 67V68H142ZM229 67H230V65L228 66V69H229ZM66 68V67H65ZM69 68V69H70ZM133 68H135L134 70H136L135 71V73H134V71L132 72L131 70L133 69ZM147 70H145V69ZM227 68V67H226ZM231 68V71L232 70H234V69H232V67H230ZM243 68V67H242ZM241 68V69H242ZM18 69L20 70L19 71V73L21 74L23 71H24V73H25V71L28 73V74H26L25 76L24 75H22V77L21 78H24V77H28V75H29V77H30V79L28 78H25L23 81L19 78L20 76H19V73H18ZM42 70V73H41V70ZM68 69V68H67ZM151 69V70H150ZM174 69V68H173ZM241 69H240V71H241ZM11 71L12 72V74H13V72H14V74L17 76V79H18V81H16V83L14 82V80H17L16 78L14 79L11 75V72L9 73V74H11L9 77H8V73L6 74V72L7 71ZM45 70V71H44ZM59 70V69H58ZM143 70H145V71H143ZM161 70H159L160 72H158V73H156V72H154V74H155V77L158 75V76H162V77H164V75H159V74H163V73H161L162 71ZM37 71H40V75H38L39 74V72L37 73ZM65 72H69V71H66V69L64 70ZM131 71V72H130ZM228 71V70H227ZM243 71V70H242ZM246 71H247V69H246ZM3 72H5V73H3ZM17 72V73H16ZM71 72V71H70ZM69 72V73H70ZM228 72H230V71H228ZM235 72V71H234ZM233 71H232V73H234ZM237 72V71H236ZM236 72H235V74H236ZM239 72V71H238ZM24 73H22V74H24ZM48 73V74H47ZM53 73V72H52ZM151 73V75L152 76H154V74H152V72H150ZM226 73V72H225ZM3 74H4V76L6 77V75H7V77H8V79H7V77L6 78H4V76H3ZM6 74V75H5ZM13 74V75H14ZM34 74L37 76V78L38 79H36V76L34 77ZM41 74H43V75H45V77L44 76H42ZM49 74H51L50 76H48ZM143 74V75H142ZM149 74V73H148ZM147 73H146V75H148ZM157 74V75H156ZM214 74V75H213ZM215 74H218V76L217 75H215ZM230 74H231V72H230ZM239 74H241L242 75V73H240L239 72ZM238 74V75H239ZM48 76V78L47 79H45V81H44V78H46L47 76ZM62 75H66V73H63ZM62 75L60 74V76H61V79H63V77H62ZM68 75V76H67ZM66 76L69 78V76L71 77V79L75 76V74L73 73H71V74H67ZM71 75H74L73 77L71 76ZM129 75V76H128ZM150 74H149V76H151ZM223 75H225V74H223ZM42 76V77H41ZM53 76V77H52ZM65 76V77H66ZM227 77H228V75H226ZM64 77V78H65ZM66 77V78H67ZM145 77V76H144ZM147 77V76H146ZM175 77H177V75L175 76ZM240 77H243V76H240ZM43 78V79H42ZM59 78V79H58ZM149 78V77H148ZM225 78V77H224ZM235 78V77H234ZM5 79H7V80H5ZM32 79H36V80H41V82L42 81H44L43 82V84L41 83H38L39 84V86L37 85L36 86V83H35V88L33 89L32 87H34L33 85H32V87L31 86H28L29 84L31 85V81L33 82V80ZM55 79L56 80H59L60 82H58V81H55ZM82 79V78H81ZM241 79V81H242V79H244V78H240ZM3 80L4 81H7V82H3ZM12 80H11V83H9V84H12V85H14L13 83H12ZM25 80H28L30 83L29 84H27V82L28 81H26L25 82ZM70 80V78L69 79H67L65 82H67V81H69ZM74 80L76 81L77 79H76V77L74 78ZM79 80V81H78ZM77 81H78V84L80 85L81 83H82V81H81V83H79L80 82V79H78ZM161 80H159V82L161 81ZM19 81H22V82H19ZM49 81H50V79H49ZM63 81V82H64ZM165 81H167L166 83H165ZM173 81V80H172ZM50 82V83H51ZM64 82V83H65ZM69 82H71V81H69ZM74 82V81H73ZM85 82V81H84ZM174 82V81H173ZM227 82V81H226ZM234 82V83H233ZM86 83V82H85ZM156 83V82H155ZM154 83V85H156ZM158 83V82H157ZM242 83V82H241ZM243 83H245V82H243ZM18 84V85H19ZM22 84L20 85V86H22ZM33 84V83H32ZM66 84V85H65ZM64 85V87H66V86H68L67 85V83H65ZM70 84V83H69ZM76 86H75V85ZM74 84H72L71 85V87H72V90H71V87H69V88H63L62 87V89H60V87L61 86H63L62 84H60V86L58 87V85H57V87H56V85L54 84V87L56 88V90L52 87V86H50V84L48 83V84H46L45 86L47 87V91H50L51 92V89L53 88L55 91V94L57 95H55L54 94V92H53V90H52V92H53V94L52 93H50V92H46V90H45V92L44 91H42V92H37V91H33V93H31V95H29V94H27V98L29 97V96H31V99L33 100V99H35V103L34 104H37V106L39 107L40 106V104H38L37 102H38V99L40 98H42L44 95H47L48 94V98H46L47 96H45V101H47V102H49L47 99H51L52 97H50V96H52V95H54L55 97H59L58 99L60 100L61 99V101L63 102V104H62V102L61 101H58L57 103H59V105L60 104H62V105H64L65 107H66V112L67 111H69V109L71 108V107H73V108H75V109H77L78 111H77V116L75 117V115H74V118H73V112L72 111H70V112H72V114L70 113L69 115H67L68 117H70L71 115V118H72V121L73 120H77V122H79L80 121V123H83L82 121H84V123L83 124H80V123H78V124H76V121H74V122H72L71 120V124H69V125H66V124H64V122L62 123V117H66V115L65 116H63L62 114L63 113H61V112H65V111H63L64 109H63V107L61 108L62 110H61V112L59 113L58 112V110L57 109H59L60 108V106L58 105H55L56 104V102L54 103V105L53 106H57L58 108H55L54 107V111H55V113H56V110H57V113H59L58 114V116L61 114V119H60V117H59V119H60V121L58 122V125H60L61 123L62 124H64L63 126H65V128H67V130H69V128L70 127H72L73 126V128H70V131H71V133H70V135H73V137H71V138H73L74 140H75V137L77 136V135H79L80 136V138L81 139H79L78 137L79 136H77V138H76V140H75V142L77 143H75L74 142V140L72 141V143H73V145L74 144H76L77 145V147L78 146H80L81 148H82V144L81 143H83L84 145L83 146H85L86 144L85 143H91V142H93L94 141V143L95 144H93V143H91V145H93V147L95 148V154H98L99 152H100V150H101V154L102 155H105V158L106 159H108V158H110V162H112V163H115V164H117V163H120V166H118V167H113V166H110V165H108L107 164V162L105 161V162H102L101 161V159H98L97 158V155H95L94 154V156H96V158L94 157L93 159H95V160H99L100 161V164H101V168H102V170L100 169H97V170H99V172L100 171H102V174H103V176L110 182L109 184H113V185H115L117 188L118 187H125L124 189L125 190H127L125 193L126 194H128L129 193V196H131V197H129V198H132V199H134V200H132V201H134L137 205H138V203H140V204H146V206H147V204H148V206H149V203L150 204H153V205H151V207L149 206V208L148 209H153V210H151V212L150 213H153V215H154V212H152V211H155V214L156 215H154L156 218H157V213H158V211L159 210H161L160 212H162V213H164V214H169L170 216H171V211L170 210H176V204H177V202H176V204H175V201H173L172 199H170V200H167L166 198H164V197H162L160 194H158V192H155V191H153V190H150L151 192H146V191H144V190H141L142 188H143V186H142V188L140 189L139 187L141 186V183L139 182H137V177H136V180H135V182L134 183H132V182H130V179L128 178V177H126L125 179L124 178H121V177H119V175L115 172V170H114V168H120L121 167V163H123L122 165V167L123 168H121V169H124V167L126 168V165H127V167H128V163H131V164H135L134 166H136V164H139V165H137L138 167L141 165V169H142V166L144 167L145 165L147 166V168L148 169H146V167L145 168H143V169H145V172L147 173L148 171H149V167H151L150 169L152 170V168H154L155 169V171H156V173H157V170H159V172L156 174L155 172H153V170L151 171L150 170V172H153V173H150V175H148L149 173H147V174H145L144 175V173L145 172H143V174H142V172H139L138 173V171H136L137 170V168H136V170H133L132 171V173L130 174L129 172H130V170H128V172H127V174L129 173V175H131L132 176V174H133V176H134V173H136V174H138L137 176L140 178V176L139 175H141V176H143V177H146L147 178V175L149 176V178H151L152 176V178H154L153 179V181L154 182H156V184L154 183V184H152V185H156L155 187H156V190L158 191V189H157V187H158V185L157 184H159V186L160 185H162V184H164V186H166V192L167 191H169L168 189H171V190H173V191H175L174 192V195H176L177 194V196H178V194H179V196L182 198V199H184L185 201L184 202H187V204H188V202H192L193 200H197L196 199V196H198L197 194H199V196H200V198H203V199H205L203 196L204 195H206V196H208V197H210V201H211V203H209L210 205L212 204V201H213V206H215L214 208H215V210L213 209V211H214V213L217 211V210H219V211H221V212H216V215L218 216V219H220V216H221V218H222V216L224 217V215H223V213L225 214V217H226V219H227V221H226V219L223 221V223L226 221L227 223L229 222L230 223V226L231 227H233V225H231L232 223H236V222H238V220H237V218L235 219V216H234V214L235 213H238V210H237V204H238V202H239V200L241 199H239L238 200V202H235V200H236V197H238V196H236V192H240V191H236L237 190V188L239 187H237V185H238V183H237V185H236V183L235 182H233V177L234 178H236V174L238 173V175H240L239 174V172H241L242 170H241V168L239 167V166H236L237 168H236V170L238 169V171L239 172H237V173H234V174H230L229 173V171L230 172H233L234 170H235V168H234V170H233V168H232V170L233 171H231V170H229V169H226L228 172L227 173H229L230 175H233V177L232 178H226V177H229V176H226V177H224L223 176V172H222V174H220L221 173V171H222V167H221V170H220V168L218 169V171H220L219 173H217L218 171H216V169H215V172H213L212 171V169H211V166H213V165H215V166H213V168L215 167V168H217L216 166L218 165H216V164H214V162H213V164H211L210 165V163H212V160H211V162L210 161H206V163H207V165H209L210 167H207V166H205L206 168H207V171H209L210 169V172L211 173H208L209 175H211V176H214L215 175V180H213V179H210L211 177H208V180L210 179V181H208L207 180V174H206V172L205 171H203V169H202V171H201V166H203V165H205V163L204 164H202L201 162H202V160H200L199 158H195V157H193V156H191V155H189V152L192 150V149H194V151L192 150L190 153H192V152H196V149H197V147H198V149H197V152L198 151H201L200 150V147H199V145H201V141L199 142V140H198V142L200 143L198 146H196V145H194L192 142H194V141H196L197 142V140H192V142H191V140L189 141V142H191L193 145H194V147L192 148V146H190V148H189V152H188V148H187V153H188V155L186 154V152L185 153H178V152H180V150H184L183 148H186V147H183V145L185 146L186 144H190L188 141V143L187 142H184V144H181V143H179L180 142V140H181V142L183 143V141L186 139L185 138V136H182V137H184L183 139V141H182V138L181 139H179V141L178 142H175V141H177L178 140V136L179 137H181L180 135H182V134H179V133H177V134H179L178 136H177V138H176V136H175V138H176V140L175 141H173V139L174 138H172V141H170L169 140V138H167L166 139V137H165V139L167 140H165L164 139V136H162V135H160V136H162L163 137V139L162 138H160V139H162V140H165L166 141V145H169L168 146V149L170 148H172L171 150L173 151V149L175 150V149H179V148H182V149H179V151L177 152V150H176V152H171L170 154H167V150L168 149H166V153H164L162 150H159V149H155V147H154V149L151 147H149L148 146V148L146 147V146H144L142 143H141V141H140V143L138 142V146H139V144H142V147L143 148H140V146L138 147L137 146V144H136V146L134 145V144H132V145H134V147H136L135 149H137V148H140V149H138V151L140 150V153H138V152H136V150L134 149L133 150V148H131L130 147V143L131 142H129L130 140L132 141L133 139H126L127 137H125V134H123L124 135V137L125 138H123V136H119V134H116L112 129H111V126L109 127L108 125V127H106V126H104L105 125V123L106 122H108V121H106L105 123H104V121H101V123H103V126H102V124L101 125H98L97 123H99L100 124V121L99 122H93L94 120H93V118H95L94 116H100V115H96V113L97 112H99L100 114L104 111L105 112V110H101V109H99V108H101V106H106V104H108L106 107H105V109L108 107V108H110V104L109 103H107L108 101H107V95H105V96H102V98H101V100L103 101V97H104V100H105V97H106V102H105V104H103L102 102H100L101 100L100 99H98L99 97H101V95L99 94V93H96V94H94L95 96H97L96 97V99H95V97H94V99L95 100H97V101H95V102H100L99 104H98V109L96 108L97 106H95V109H97L98 111H95L94 112V110L95 109H93L94 108V105H97V103H93L94 101H93V95L91 96L90 94V91L89 92H85V91H83V90H81V92H78V91H80V88L81 87H77L78 86V84H77V82H75ZM161 84H162V81H161ZM161 84H159V85H161ZM48 85V86H47ZM75 86V88H74V86ZM50 86V90L48 89V87ZM80 86H82V88L84 89L86 86V88L87 89H89L88 88V86L89 85H86L85 86V84H84V87H83V85H80ZM151 86V87H152ZM179 86V85H178ZM15 87H16V85H15ZM19 86H17L16 88H18ZM28 87V88H27ZM30 87L32 88L31 90H30ZM38 87V88H37ZM76 87H77V89H78V91L76 92ZM92 87H94V86H92ZM179 87H181V86H179ZM81 88V89H82ZM95 88V87H94ZM195 88V89H194ZM242 88H244V86L242 87ZM73 89L75 90V92L73 91ZM97 89V88H96ZM152 89H154L153 91H152ZM166 89V87L164 88V89H162V91L163 90H165ZM179 89H181V88H179ZM23 90V91H24ZM86 90V89H85ZM90 90H91V88H90ZM149 90H150V92H149ZM187 90H189V89H187ZM239 90H242V89H239ZM18 91V90H17ZM16 91V92H17ZM87 91V90H86ZM92 91V94L94 93V91H96V92H98V89L97 90H91ZM162 91L160 92V94L162 93ZM167 91V90H166ZM178 91V90H177ZM176 91V92H177ZM37 93V95H36V93ZM44 92V93H43ZM148 92H149V94H148ZM154 92V93H153ZM175 92V93H176ZM251 92V91H250ZM18 93V92H17ZM22 93V95L24 94V92H21ZM20 93V94H21ZM35 93V94H34ZM40 93V94H39ZM60 94V96H59V94ZM104 93V92H103ZM102 92H101V94H103ZM108 93V94H109ZM159 93V92H158ZM157 93V95H159ZM164 93V92H163ZM19 94V93H18ZM32 94H34V97H36V96H38L39 98H33V96H32ZM41 94H43V96L41 95ZM49 94H51L50 96H49ZM97 94H99V95H97ZM153 95V97H152V95ZM168 93H166V95H167ZM251 94L252 93H250V96H251ZM26 95V94H25ZM25 95H23V96H21V99L22 98H25V100H26V96ZM29 95V96H28ZM36 95V96H35ZM104 95V94H103ZM151 95V96H150ZM89 96H91L92 98V101H91V99H89V100H87V98H89ZM115 96V95H114ZM146 96H149V97H147V99H145L146 98ZM170 96V93L168 94V97ZM205 96V97H204ZM216 96H217V98H216ZM252 96H253V94H252ZM150 97H152V98H150ZM159 97H160V95H159ZM121 98H122V96H121ZM125 98V97H124ZM154 98V99H153ZM220 98V99H219ZM230 99V100H228V99ZM247 98H248V96H247ZM30 99V98H29ZM31 99L30 100H28V101H31ZM109 99V98H108ZM117 99V98H116ZM123 99V98H122ZM182 99H183V97H182ZM201 99V98H200ZM211 99H209V100H211ZM228 100V103H227V100ZM246 99V98H245ZM254 99H255V96H254ZM36 100H37V102H36ZM51 100H53V101H56V100H54L53 98L51 99ZM85 100H87L88 101V103H90V106L86 103V101ZM98 100H100V101H98ZM120 100V99H119ZM124 100V99H123ZM166 100V99H165ZM198 100H199V98H198ZM216 100H218V101H216ZM45 101H43L44 103H45ZM160 101H159V103H160ZM197 101V100H196ZM201 100H199V102L197 101V103H200L199 105H201V103L204 101H202V102H200ZM220 101H221V104H220ZM223 101V102H222ZM224 101L227 103H224ZM231 101V102H230ZM244 101V102H243ZM253 101V100H252ZM40 103H41V101H39ZM83 102L84 103H86L85 104V106L83 105ZM104 102V101H103ZM122 102V101H121ZM124 102V104H125V102L126 101H123ZM155 102H157V103H155ZM166 101H164L163 103H165ZM205 102H203V104L205 103ZM239 102H242V103H240L241 105L240 106H235V105H237V103H239ZM254 102V101H253ZM33 102L31 101V103H30V106H32L33 104H32ZM50 103H51V101H50ZM53 103V102H52ZM51 103V104H52ZM94 105H93V104ZM181 103V102H180ZM195 103V102H194ZM209 103H211V104H209L211 107H213V104L214 103H212V100H211V102H209ZM262 103V105H263V108H262V110L264 111V103H263V101L261 102ZM260 103V104H261ZM42 104V106H43V103H41ZM100 104H103V105H100ZM118 104H121L120 102H118ZM44 105H46V104H44ZM49 104L47 103V106H48ZM61 105V106H62ZM84 106V108L87 106V107H89L88 108V110H86V108L85 109H81V106ZM91 105H92V108H91ZM130 105V104H129ZM136 105H135V107H136ZM198 105V104H197ZM196 105V106H197ZM199 105H198V107H199ZM37 106H35V107H37ZM46 106V107H47ZM36 108L37 110H39V109H41V108ZM41 107V106H40ZM44 107V106H43ZM46 107H44L46 110H45V112H47L48 110H51V109H49V108H46ZM52 107V106H51ZM112 107V106H111ZM139 107H137V108H139ZM230 107V108H229ZM258 107V106H257ZM259 107H260V105H259ZM32 108H34V106L32 107ZM32 108H30V109H32ZM44 108H42L43 109V113H44ZM91 108V109H90ZM103 108V107H102ZM155 108V107H154ZM154 108H150L151 110L150 111H152ZM193 108V107H192ZM255 108V107H254ZM56 109V110H55ZM90 109V110H89ZM104 109V108H103ZM145 109V108H144ZM109 111V109H106V111ZM122 110V109H121ZM165 110V109H164ZM222 109L221 110H219V111H217V112H219V113H223V112H225V111H223ZM257 110V109H256ZM259 110V109H258ZM60 111V110H59ZM101 111V112H100ZM107 111V112H108ZM149 111V112H150ZM32 112V111H31ZM33 112H36V111H34L33 110ZM39 112H41L40 110H39ZM50 112H52V111H50ZM50 112L48 111V113L50 114ZM156 112V111H155ZM165 112V111H164ZM55 113H53L52 112V114H55ZM56 113V114H57ZM74 113V114H75ZM95 113V114H94ZM98 113V114H99ZM106 113V112H105ZM121 113V112H120ZM168 113L171 115V120H175L176 121V119L178 118V119H180L181 120V116L180 117H178L177 115H175L174 113H170L169 111H168ZM212 113V112H211ZM211 113H209V111H206V115H208V114H211ZM218 113V114H219ZM235 113V114H236ZM30 114H32V113H30ZM36 114H37V112H36ZM46 113H44V115L42 116V117H45V116H49L48 114H46ZM52 114H50V116L52 115ZM65 114V113H64ZM67 114V113H66ZM93 114V115H92ZM104 113H102V115H103ZM125 114L126 113H124L123 112V118H125L126 116H125ZM166 114H167V112H166ZM165 114V115H166ZM169 114H167V117L168 116H170ZM213 114L214 113H212V116H213ZM263 114V113H262ZM40 115V114H39ZM108 115V113H106L105 114V117ZM158 115V114H157ZM162 115V114H161ZM163 115H164V113H163ZM172 115H174L175 117L177 116V118L175 119V117H174V119L172 118ZM202 115V114H201ZM205 115V116H206ZM215 115H217V114H215ZM35 116V115H34ZM38 116V115H37ZM58 116H55L54 115V118H56L57 120H58ZM87 116H90V117H87ZM125 116V117H124ZM198 116V115H197ZM209 116V115H208ZM53 117V116H52ZM85 118L84 120H79V118L81 119V118ZM87 117V118H86ZM93 117V118H92ZM101 117V116H100ZM121 117V116H120ZM204 117V116H203ZM207 117V116H206ZM205 117V118H206ZM211 117V116H210ZM47 118V117H46ZM77 118V119H76ZM82 118V119H83ZM90 118V119H89ZM123 118H121V119H123ZM166 118V117H165ZM169 118V117H168ZM168 118H166V119H168ZM202 118V117H201ZM45 119V118H44ZM51 119V117L49 118V120ZM70 118H68L67 120H69ZM103 119V118H102ZM117 119V118H116ZM130 119H131V117H130ZM129 119V120H130ZM189 119V118H188ZM215 119V118H214ZM221 119H215V120H220V122H221ZM48 120V119H47ZM54 120V119H53ZM124 120V119H123ZM123 120H120L119 119V121H120V123H121V121H123ZM128 120V121H129ZM133 120V119H132ZM132 120H130V122L132 121ZM179 120V121H180ZM185 120V119H184ZM190 120H192V119H190ZM87 121V122H86ZM91 121H92V123H91ZM124 121H126L127 122V120L125 119ZM123 121V122H124ZM168 121V120H167ZM174 121V122H175ZM183 121V120H182ZM187 121V120H186ZM195 121V120H194ZM247 121H248V119H247ZM35 122H36V120H35ZM50 122H51V120H50ZM86 122V123H85ZM111 122V121H110ZM129 122V123H130ZM133 122V121H132ZM176 122H178V121H176ZM185 122V121H184ZM183 122V123H184ZM196 122V121H195ZM48 123H49V121H48ZM48 123H46V125L48 124ZM53 123V122H52ZM55 123H57L56 121L54 122V124ZM60 123V124H59ZM73 123L74 124H76L77 126H75V125H73ZM89 123V124H88ZM111 123H113V122H111ZM119 123V124H120ZM136 122H134V124H135ZM181 123V122H180ZM190 123V122H189ZM192 123V122H191ZM80 124V125H79ZM84 124H86V125H84ZM88 124V125H87ZM97 124V125H96ZM109 124V123H108ZM114 124V123H113ZM121 124H123V123H121ZM131 124V123H130ZM134 124L132 123V125H130V126H132L133 127V129L135 128L134 127ZM178 124V123H177ZM200 124V123H199ZM248 124V123H247ZM253 124V123H252ZM39 125V124H38ZM41 125V124H40ZM46 125H44V129L46 128L45 126ZM49 125V124H48ZM71 125V126H70ZM118 125V124H117ZM116 125V126H117ZM124 125V124H123ZM126 125V126H125ZM125 127H128L127 126V123H125ZM129 125V124H128ZM192 125H195L194 123L192 124ZM198 125V124H197ZM250 125V124H249ZM50 127L52 126L53 127V124L51 125V123H50V125H49ZM49 126H47V128L49 127ZM70 126V127H69ZM75 126V127H74ZM121 125H119V127H120ZM129 126V127H130ZM203 126H205V125H203ZM255 126V125H254ZM43 127V126H42ZM52 127H51V129H52ZM58 127H60V126H58ZM106 127V128H105ZM118 127V129L120 130V128H123V127H120L119 128ZM139 127V126H138ZM141 127V126H140ZM211 127V126H210ZM62 128V127H61ZM110 128V129H109ZM116 128V127H115ZM141 128H143L144 129V131H146L147 129L146 128H144V126L143 127H141ZM212 128V127H211ZM33 129H34V127H33ZM37 129V128H36ZM50 129V128H49ZM49 129H47V130H49ZM56 129H57V127L55 128V131H56ZM72 129V130H71ZM128 129V128H127ZM137 129V128H136ZM157 130H155L154 129V132L155 131H157L158 132V128H156ZM216 129V128H215ZM219 129V128H218ZM43 130V129H42ZM41 130V131H42ZM47 130H45V131H47ZM53 130H54V127H53ZM52 130V131H53ZM139 130V129H138ZM137 130V131H138ZM141 130V129H140ZM150 130H152V129H150ZM160 130V129H159ZM219 130H221V129H219ZM51 131V132H52ZM62 131V134H63V136L65 135L64 133H63V130H61ZM61 131H60V136H61ZM72 131L74 132V133H72ZM125 131V130H124ZM127 131V130H126ZM148 131V130H147ZM221 131H223V130H221ZM48 132V131H47ZM69 132V131H68ZM116 132L118 133V130H116ZM122 132V131H121ZM133 133H134V131H132ZM140 132V131H139ZM138 132V133H139ZM153 131H151V133H152ZM156 132V133H157ZM162 132V131H161ZM219 132V131H218ZM45 133V132H44ZM56 133H58L57 131L55 132V133H53L52 135L54 136V134L56 135ZM138 133H137V135H138ZM141 133H142V131H141ZM140 133V134H141ZM144 133V132H143ZM147 133V132H146ZM145 133V134H146ZM163 133V132H162ZM222 133V132H221ZM228 133V132H227ZM47 134H49V133H47ZM69 133H67V135H68ZM77 134V135H76ZM130 134V133H129ZM159 134H161V133H158V136H159ZM196 134H198V133H196ZM229 134V133H228ZM51 135V134H50ZM58 135V134H57ZM148 135H150V133H148ZM154 135V134H153ZM165 135V134H164ZM169 135V134H168ZM167 135V133H166V135L165 136H168ZM173 135V134H172ZM176 135V134H175ZM199 135V134H198ZM201 135V134H200ZM203 135V134H202ZM53 136H52V138H53ZM151 136V135H150ZM149 136V137H150ZM193 136V135H192ZM194 136H195V133H194ZM206 136V135H205ZM204 136V137H205ZM55 137V136H54ZM58 137V136H57ZM129 137V136H128ZM153 137H155V136H153ZM169 137V136H168ZM171 137V136H170ZM202 137V136H201ZM232 137V136H231ZM235 137V136H234ZM59 138V137H58ZM67 138H69L68 136H67ZM71 138H70V141H71ZM129 138H131V137H129ZM188 138V137H187ZM189 138H190V135H189ZM203 138V137H202ZM201 138V140L203 141V139ZM207 138V136L204 138V140ZM208 138H209V136H208ZM207 138V139H208ZM210 138H211V136H210ZM220 138V137H219ZM50 139V138H49ZM55 139V138H54ZM57 139V138H56ZM126 139V140H125ZM197 139V138H196ZM212 139H214V137L212 138ZM218 139V138H217ZM216 138L214 139L215 141L217 140ZM222 139V138H221ZM65 140H67V139H64V141ZM77 140H79L78 142L80 143H78L77 142ZM128 140V141H127ZM148 140H151L150 138L148 139ZM157 139H155V141H156ZM159 140V139H158ZM189 140V139H188ZM211 140V139H210ZM210 140L208 141L209 143H210ZM220 140V139H219ZM218 140V141H219ZM223 140V139H222ZM154 140H153V142H155ZM160 141V140H159ZM171 142V144H176V145H178L179 147L178 148H175V146L174 147H172V145L170 144V142ZM207 141V140H206ZM218 141H216L217 143H218ZM96 142H98V147L96 146ZM144 142H146V141H144ZM148 142H150V141H148ZM156 142H158V141H156ZM160 142H163L162 144H164V141H160ZM160 142H158L159 144H161ZM167 142H168V144H167ZM173 142V143H172ZM175 142V143H174ZM197 142V143H198ZM204 142V141H203ZM215 142V143H216ZM222 141L220 140V143H221ZM225 142V144L227 143L226 141H223V143ZM90 143H89V145H90ZM101 143V144H100ZM132 143H133V141H132ZM151 143H152V140H151ZM179 143V144H178ZM186 143V144H185ZM195 143V142H194ZM211 143H212V140H211ZM215 144V146L216 145H218V144ZM223 143H221L220 144V146H218V147H215V148H217L216 149V151L218 150V149H222V147L225 145V144H223ZM233 143H234V141L232 142V144L231 145H233ZM104 145V146H101L100 148H99V146L100 145ZM158 144V145H159ZM159 145V148H160V146H163V150H165L164 149V146L166 147V145ZM180 144H181V146H180ZM196 144V143H195ZM206 144V143H205ZM236 144V143H235ZM238 144V143H237ZM145 145H146V143H145ZM148 145V144H147ZM150 145V144H149ZM157 145V146H158ZM191 145V144H190ZM202 145L204 146V143H202ZM206 145H208V143L206 144ZM212 145H213V143H212ZM240 145V144H239ZM156 146V145H155ZM202 146V147H203ZM211 146V145H210ZM80 147H78V148H80ZM201 147V148H202ZM206 147H208V146H206ZM206 147H203V148H206ZM211 147H214V146H211ZM225 147V146H224ZM228 147V146H227ZM229 147H231V146H229ZM242 147V146H241ZM241 147H239V148H241ZM98 148H99V150H98ZM147 148V149H146ZM162 148V147H161ZM167 148V147H166ZM203 148H202V150H203ZM209 148L210 147H208L207 149V151L209 152ZM98 150V153L96 152L97 150ZM169 149V150H170ZM218 150L219 152L218 153H221L222 154V156L223 155H226V153H224V148H223V150ZM229 149H232V151H233V149H234V147L233 148H229ZM238 149V146H235V150L239 153V155L238 154H236L235 153V155H238L237 157L239 158V156H240V154H241V149H239L240 150V152L237 150ZM252 149V148H251ZM256 149V148H255ZM142 150H145V151H143L142 152ZM168 150V151H169ZM170 150V151H171ZM205 150V149H204ZM213 150H215V149H212V151ZM227 149L225 148V152H227L226 151ZM253 150V149H252ZM207 151H206V153H207ZM212 151H210V152H212ZM221 151V152H220ZM223 151V152H222ZM232 151L230 150V154L231 155H229V153L226 155L227 157H231V156H233L232 155ZM236 151H234V152H236ZM248 151V150H247ZM251 151V150H250ZM252 152V151H251ZM254 152V151H253ZM252 152V153H253ZM142 153V154H141ZM169 153V152H168ZM217 152H215V154H216ZM100 154V153H99ZM99 154H98V157H101V156H99ZM203 154V153H202ZM202 154H201V156H202ZM209 154V153H208ZM208 154H206L207 156L206 157H208ZM211 154V153H210ZM213 154V153H212ZM221 154H219V155H221ZM249 154V153H248ZM248 154H244L245 156H246V158H250V162H249V159H247L248 160V166H249V168H253L254 167V172H251L252 174L254 173V174H256V173H258L259 175H254L256 178L257 177H259V178H257V179H255V177L253 176V180L256 182V180L260 183V182H262V183H260L259 185L260 186H262V184L264 183V180L263 181H261L262 180V178H263V176H264V171L263 170H261L260 171V169H262L263 168V166H262V168L260 167L259 168V164H261V161H258V158L257 159H255V157H253V156H251V155H248ZM243 155V152H242V154H241V156ZM243 155V156H244ZM256 155H258V154H256ZM204 156V155H203ZM212 156V155H211ZM210 156V157H211ZM215 156V155H214ZM217 157H218V155H216ZM226 156H224L223 157V159L226 157ZM240 156V160L239 159H237V157L236 156H233V157H235L234 159H236L235 161L236 162H238V165H240L241 163H242V161H241V159H242V157ZM244 156V157H245ZM233 157H231L230 159H232V160H234L233 159ZM102 159L104 158V157H101ZM220 158H221V156H220ZM246 158H245V166H246V164H247V160H246ZM213 159V158H212ZM215 159V158H214ZM218 159H219V157H218ZM218 159H216V160H218ZM230 159L229 158H227V161L229 160L230 161ZM244 159V158H243ZM253 159V160H252ZM94 160V162H96ZM207 160H210V159H208L207 158ZM224 160H226V159H224ZM223 160V161H224ZM238 160V161H237ZM251 160H252V162H251ZM260 160V159H259ZM70 161H72L73 162V160L71 159ZM218 161H220V160H218ZM217 161V162H218ZM228 161V162H229ZM240 161H241V163H240ZM244 161H243V163H244ZM77 162V161H76ZM208 162H209V164H208ZM216 162V161H215ZM75 163V162H74ZM73 163V164H74ZM219 163V162H218ZM221 163V162H220ZM224 163V162H223ZM231 163V162H230ZM233 163V162H232ZM249 163H250V165H252L251 167H250V165H249ZM252 163V164H251ZM76 164V163H75ZM79 164V163H78ZM125 164V165H124ZM234 164V163H233ZM232 164V165H233ZM119 165V164H118ZM221 165H222V163H221ZM226 165H228V164H226ZM235 165H236V163H235ZM243 165V164H242ZM73 166H75V165H73ZM77 166V165H76ZM75 166V167H76ZM80 164H79V166L78 167H76V168H80ZM96 166V165H95ZM95 166H94V168H95ZM100 166V165H99ZM130 167H131V165H129ZM220 166V165H219ZM229 166V165H228ZM241 166V165H240ZM244 166V165H243ZM243 166H241V167H243ZM248 166H247V168H248ZM87 168H90V167H88V166H86ZM93 167V166H92ZM113 167V168H112ZM133 167V166H132ZM227 167V166H226ZM225 167V168H226ZM94 168H93V170H94ZM203 168V167H202ZM225 168H224V170H225ZM229 168V167H228ZM240 168V169H239ZM96 169V168H95ZM133 169H135V167L133 168ZM139 169V168H138ZM141 169H140V171H141ZM209 169V170H208ZM231 169V168H230ZM245 169H246V167H245ZM257 169V170H256ZM258 169H259V171H258ZM90 170H92L91 168H90ZM118 170V169H117ZM124 170H126L127 171V168L126 169H124ZM146 170H148V171H146ZM96 171V170H95ZM118 171H120V170H118ZM126 171H123V172H126ZM135 171V172H134ZM250 172V169H247V172H246V170H245V172L246 173H249ZM252 171V170H251ZM255 171H256V173H255ZM263 171V172H262ZM121 172V171H120ZM225 172V171H224ZM243 172H244V168H243ZM262 172V174H260ZM141 173V174H140ZM212 173H214V175L212 174ZM226 173V174H227ZM245 173V174H246ZM125 174V173H124ZM151 174H152V176H151ZM156 174V175H155ZM225 174V175H226ZM235 175V176H234ZM237 175V177H238V179L237 180H239L240 178L242 179V181L244 180L243 179V177H244V175H241L240 176V178H239V176ZM248 175H250V173L248 174ZM262 175V176H261ZM132 176V177H133ZM151 176V177H150ZM251 176V175H250ZM249 176V177H250ZM135 177H133L134 179H135ZM142 177V178H143ZM249 177H247V179L249 178ZM252 177V176H251ZM104 178V179H105ZM146 178H144L145 180H146ZM156 178V179H155ZM245 178V177H244ZM133 179V180H134ZM143 179V180H144ZM247 179H245V180H247ZM264 179V178H263ZM142 180V179H141ZM142 180V181H143ZM144 180V181H145ZM149 179H147V181H145V182H148L149 184H150V182L152 181L151 179V181L149 180ZM158 181V183H157V181ZM213 180V181H212ZM260 180V181H259ZM250 181V180H249ZM254 181H251V184H253L252 182H254ZM159 182H161V183H159ZM238 182H240V180L238 181ZM246 182V184L248 185V186H252V185H250V183L248 182V180L247 181H245ZM248 182V183H247ZM254 182V183H255ZM143 183V182H142ZM152 183V182H151ZM194 183V187H191L190 185L191 184H193ZM242 182H240V184H241ZM111 184V185H112ZM239 184V185H240ZM242 184H244V182L242 183ZM255 184H258V183H255ZM144 185V184H143ZM196 185V186H195ZM254 185V184H253ZM145 186V185H144ZM163 186V187H164ZM189 186H190V188H189ZM241 187H243V185H240ZM244 186H246V185H244ZM255 186V185H254ZM259 186V187H260ZM114 187V186H113ZM116 187H114V188H116ZM121 187V188H122ZM161 187V186H160ZM168 187V188H167ZM240 187V188H241ZM247 187V186H246ZM256 187H258L257 185H256ZM258 187V188H259ZM263 187H264V185H263ZM116 188V189H117ZM121 188H118V189H121ZM191 188H194V189H191ZM239 188V189H240ZM253 188V187H252ZM117 189V191L116 192H118L119 190ZM123 189V188H122ZM121 189V190H122ZM146 189H147V187H146ZM254 189L255 188H253V193H257L258 191H254ZM261 189H263V188H261ZM120 190V191H121ZM160 190H161V192H162V188H160ZM240 190H244V188L242 189H240ZM246 190V189H245ZM244 190V191H245ZM252 189H250V191H251ZM257 190H259V189H257ZM264 191V190H263ZM122 192V191H121ZM121 192L119 193V194H117L119 197H123V196H125L126 197V195H125V193H124V191L122 192L124 195L123 196H121ZM160 191H159V193H161ZM165 194H166V192L165 191H163ZM246 192V191H245ZM259 192H261L260 190H259ZM164 193H162V195L164 194ZM168 193H170L171 194V191H169V192H167V194ZM240 193H242V191L240 192ZM244 193V192H243ZM249 193V192H248ZM248 193H244L246 196H244V194L243 195H241L240 194V197L241 196H244V199H245V197H247V194ZM164 194V196H168V195H165ZM203 195V196H202ZM249 195V194H248ZM257 195H260V193L258 194L257 193ZM262 195H263V193H262ZM261 195V196H262ZM177 196H175V198L176 199H180V200H182L181 198H178ZM125 197H123L124 199H125ZM169 197H173L172 195L171 196H169ZM169 197H168V199H169ZM250 197V196H249ZM251 197H253L254 198V195L253 196H251ZM250 197V198H251ZM259 197V196H258ZM263 197V196H262ZM197 198H199V197H197ZM207 198V197H206ZM222 198V199H221ZM223 198H225V199H227V200H229V201H231V202H229V203H231L230 204V206L228 205L229 203H228V201H225V199L223 200ZM239 198V197H238ZM237 198V199H238ZM252 198V199H253ZM127 199H128V195H127ZM209 199V198H208ZM212 199H214V200H212ZM254 199H256V198H254ZM260 199V197L257 199V200H259ZM264 199V198H263ZM129 200V199H128ZM130 200V201H131ZM200 200V203H201V201H202V199H199ZM198 200V201H199ZM207 200V199H206ZM205 200V201H206ZM216 200V201H215ZM246 201L248 200L247 198L245 199ZM260 200H262V199H260ZM131 201V202H132ZM183 201V200H182ZM209 201V202H210ZM215 201V202H214ZM241 201H242V199H241ZM250 201H254V206H255V201L256 200H249V202ZM133 202V203H134ZM193 202H195V201H193ZM189 203L191 206H192V204H193V208H192V210L195 208V209H197L199 206H200V204L199 205H196V202L195 203ZM207 202V201H206ZM206 202H203V203H206ZM217 202V203H216ZM260 202V201H259ZM262 202H264V200H262ZM197 203H199V202H197ZM203 203H201V204H203ZM225 203H227V205L225 204ZM208 204V203H207ZM207 204H204L205 206H207ZM242 205H244V203H241ZM241 204H239L238 206L239 207H241L240 205ZM247 206H248V203L246 202L245 203ZM256 204H257V201H256ZM259 204V203H258ZM210 205H209V207H210ZM226 205V206H225ZM249 205H251V202L249 203ZM145 206V208L147 209V207ZM153 206V207H152ZM178 206V205H177ZM181 206V205H180ZM180 206H178V207H180ZM183 206V205H182ZM213 206H211V207H213ZM261 206H264V204L263 205H261ZM143 207V206H142ZM155 207H157L158 208V210L156 209L155 210ZM177 207V208H178ZM200 207H202V209H201V213H202V210L204 209V206H200ZM210 207V208H211ZM227 207H228V209H227ZM238 207V208H239ZM246 207V206H245ZM258 207H260V206H258ZM183 208H184V206H183ZM206 208V207H205ZM251 208V207H250ZM256 208H257V206H256ZM145 209V211H147ZM193 210V211H195L196 212V210ZM212 209V208H211ZM221 209V210H220ZM224 209H227V211L226 212H223V210ZM241 209H242V207H241ZM245 209V208H244ZM243 209V210H244ZM249 209V208H248ZM248 209H246V210H248ZM258 209V208H257ZM180 210H182V208L180 207ZM187 209H185L184 211L182 210L181 212H183L182 214H185L184 212H188V211H191L192 212V210H187ZM198 210H200V208H198L197 209V211ZM205 210H207V209H205ZM237 210V211H236ZM240 210V209H239ZM250 210H253V208L252 209H250ZM256 210V209H255ZM255 210H253V211H255ZM141 211V210H140ZM157 211V212H156ZM170 211V212H169ZM176 211H178L177 213H179V208L176 210ZM242 211V210H241ZM259 211H261V207H260V210ZM257 212V213H260V212ZM262 211H263V209H262ZM261 211V212H262ZM149 212V211H148ZM159 212V213H160ZM191 212H188V213H190L191 214ZM195 212H193V213H195ZM199 213H200V211H198ZM203 212H205V211H203ZM244 211H242V213H243ZM198 213V215H202V214H199ZM210 212H208V213H204L205 215H206V217L208 216L207 214H209ZM213 213V214H214ZM218 213H222V215L220 214V216L218 215ZM239 213H240V211H239ZM257 213H256V215H257ZM174 214V213H173ZM203 214V215H204ZM250 214H251V211H250ZM254 214V213H253ZM262 214V213H261ZM166 215H164L165 217H163V218H165V220H167V221H170L171 220V218L169 217L168 219H166ZM169 215H167V216H169ZM178 215H180V213L178 214ZM197 215V214H196ZM241 215V214H240ZM239 215V216H240ZM162 214H161V219H162ZM173 216V215H172ZM171 216V217H172ZM187 216H189V214L187 215ZM187 216H186V218H187ZM214 216V215H213ZM243 216V214L241 215V217ZM257 216H259V215H257ZM174 217V216H173ZM172 217V218H173ZM179 217V216H178ZM195 217V216H194ZM199 217V216H198ZM215 217V216H214ZM224 217V218H225ZM244 217V216H243ZM260 217V216H259ZM258 217V218H259ZM179 218H181V217H179ZM258 218H256L257 220H259L260 221V218L258 219ZM264 217H263V215H262V219H263ZM158 219V218H157ZM156 219V220H157ZM176 219V218H175ZM190 219V218H189ZM212 219V218H211ZM216 219V218H215ZM249 219H251V221H252V219L253 218H249ZM163 220V219H162ZM161 220V221H162ZM164 220V222H166ZM177 220V219H176ZM188 220V219H187ZM235 220H237V221H235ZM160 221V220H159ZM158 220H157V223L159 222ZM160 221V223L158 224V225H161V226H163L162 225V223L163 222H161ZM173 221H174V219H173ZM172 221V222H173ZM189 221V220H188ZM215 222H216V220H214ZM234 221V222H233ZM248 221V220H247ZM254 221V220H253ZM256 221V220H255ZM254 221V222H255ZM171 222V221H170ZM169 223V225H171V229H173L174 227H173V225L172 224H176L177 222H174V223ZM179 222H181V220L179 221ZM217 222H218V220H217ZM245 222V221H244ZM249 222V221H248ZM262 222V221H261ZM141 223V222H140ZM219 223H220V221L218 222V226H219ZM222 223V222H221ZM222 223V224H223ZM228 223V224H229ZM239 223V222H238ZM243 223V222H242ZM256 223H259V222H256ZM164 224H168V222H166V223H164ZM179 224V223H178ZM181 224V223H180ZM221 224V225H222ZM240 224V223H239ZM239 224H237V226L239 225ZM247 224H249V223H247ZM250 224H251V222H250ZM253 225H254V223H252ZM261 224V223H260ZM263 224V223H262ZM142 225V224H141ZM144 225V224H143ZM142 225V226H143ZM147 227H148V225L147 224H145ZM157 225V226H158ZM169 225H165V227L166 226H169ZM186 225V224H185ZM220 225V226H221ZM224 225H226L225 223H224ZM161 226H159V229H157V230H155L157 227H154V225L152 226V227H154V230L157 232V231H160V227ZM177 226V225H176ZM178 226H180V225H178ZM182 226V225H181ZM220 226L218 227V228H220ZM230 226H229V228H230ZM262 227L264 226V225H261ZM146 227V228H147ZM164 227V226H163ZM170 227V226H169ZM168 227V229H170ZM183 227V226H182ZM223 227V226H222ZM251 227V226H250ZM253 227V226H252ZM257 227H259V225H257ZM137 228V227H136ZM167 228V227H166ZM180 228V231L182 230V229H184V228H182L181 229V227H179ZM254 229H255V227H253ZM134 229H135V227H134ZM133 229V230H134ZM141 229H142V227H141ZM144 229H145V227H144ZM143 229V230H144ZM150 229V231H154V230H151L152 228L150 227L149 228ZM227 230H230V229H228V225H227V228H226ZM234 229V228H233ZM242 229V228H241ZM256 229H258V228H256ZM148 230V229H147ZM162 230V229H161ZM174 230H176L175 228H174ZM179 230V229H178ZM177 230V231H178ZM239 230V229H238ZM138 230L137 229H135V232L137 233V235L139 236V234H138V232H137ZM140 232L142 231V230H139ZM171 231V230H170ZM176 231V232H177ZM220 231H222V230H220ZM247 231V230H246ZM261 231H263V230H261ZM162 232V231H161ZM166 232V231H165ZM167 232H169V230L167 231ZM173 232V231H172ZM215 232V231H214ZM226 232V231H225ZM227 232H229V231H227ZM231 232V231H230ZM230 232L229 233H225V234H230ZM237 232V231H236ZM239 232V231H238ZM237 232V233H238ZM244 232V231H243ZM249 232V231H248ZM15 233V232H14ZM16 233H17V231H16ZM16 233L15 234H13V235H10V236H14V235H16ZM148 233V232H147ZM151 233V232H150ZM154 233V232H153ZM160 233V232H159ZM158 232H157V234L156 235H158L159 234ZM170 233V232H169ZM180 233V232H179ZM182 233H183V231H182ZM181 233V234H182ZM242 233V232H241ZM263 233H264V231H263ZM10 234H12V231H11V233ZM141 235H144V234H142V232L140 233ZM161 234V233H160ZM206 234V233H205ZM233 234V236H231ZM234 232H233V230H232V232H231V234L229 235V238L231 239V237L233 238V239H231V243L233 244V242H235V244H236V248H238L237 250H239V251H236V252H238L237 254L238 255H240V254H242V255H240L241 257H242V259L243 258H246V260L248 259L247 257L249 256V254L247 255V253H250V251L249 252H247L246 250H245V248H244V244H245V241H242L243 242V244L238 240V238L237 237H234ZM242 234H244V233H242ZM247 234H250V233H247ZM261 234V233H260ZM17 235H20V234H17ZM17 235H16V237L15 238H17ZM136 235V234H135ZM147 234H145V236H146ZM183 235V234H182ZM217 235V234H216ZM239 235H240V232H239ZM238 235V236H239ZM245 235V234H244ZM243 235V236H244ZM4 236V235H3ZM158 236H160V235H158ZM224 236V235H223ZM236 236V235H235ZM243 236H242V238H243ZM253 236V235H252ZM255 236V235H254ZM261 236V235H260ZM1 238H0V264H21V263H18L17 262V260H15V259H13V257H11L12 256V254H9L10 252H11V250H10V252L8 251V250H6V249H9L10 247L8 246V241H7V243L4 241V239H3V241L6 243V245L9 247V248H6L7 246L5 245V243L4 242H2L1 241V239H2V236H0ZM6 237H8V236H6ZM5 237V240L7 239ZM12 237H11V239L9 238V240H12ZM20 237V238H19ZM147 237H148V235H147ZM170 237V236H169ZM178 237V236H177ZM181 237V236H180ZM185 237H186V235H185ZM219 237V236H218ZM226 237V236H225ZM256 237V236H255ZM254 237V238H255ZM264 237V236H263ZM263 237H262V239H263ZM13 239V240H15V242L17 241L16 239ZM182 238H184V236L182 237ZM187 238V237H186ZM224 238V237H223ZM242 238H240V239H242ZM248 238H249V236H248ZM17 239H20V244H21V239H22V237H21V235L20 236H18V238ZM173 239H175V238H173L172 237V241H173ZM176 239H178V238H176ZM185 239V238H184ZM188 240H189V238H187ZM196 239V238H195ZM203 239H205V238H203ZM211 239V238H210ZM209 239V240H210ZM250 239V238H249ZM257 239V238H256ZM259 239V238H258ZM261 239V238H260ZM261 239V240H262ZM8 240V239H7ZM12 240V241H13ZM23 240V239H22ZM186 240V239H185ZM184 240V241H185ZM188 240H187V242H188ZM198 240V239H197ZM196 240V241H197ZM202 240V239H201ZM229 240V239H228ZM243 240H244V238H243ZM251 240V239H250ZM254 240V239H253ZM11 241V242H12ZM184 241H180L179 240V242H181L182 244L184 243ZM196 241H194V240H192L191 242H188L190 245H188V246H191V250H192V247L193 246H195V245H197V246H195V247H198V242H196ZM203 241V240H202ZM206 241V240H205ZM207 241H208V239H207ZM206 241V242H207ZM212 241V240H211ZM257 241V240H256ZM264 241V240H263ZM262 241V242H263ZM39 242V241H38ZM37 242V243H38ZM186 242V243H187ZM193 242H195V243H193ZM204 243V245H206V244H208V242L207 243ZM213 242V241H212ZM211 242V243H212ZM250 242V241H249ZM258 242H259V240H258ZM3 243V244H2ZM36 243V242H35ZM36 243V244H37ZM44 243V242H43ZM179 244L180 246L182 245V244ZM191 243H192V245H191ZM201 243V242H200ZM209 243H210V241H209ZM211 243H210V245H211ZM214 243V242H213ZM219 243V242H218ZM12 244V246L13 247H15L16 245L15 244H17V243H14L13 244V242L11 243ZM11 244H9V245H11ZM40 244H41V242L38 244L39 246H40ZM46 244V243H45ZM172 244H173V242H172ZM172 244H170L169 246L171 247V245ZM177 244V245H178ZM185 244V243H184ZM203 244V243H202ZM225 244V243H224ZM248 244V243H247ZM258 244H260V243H258ZM22 245V244H21ZM21 245H19V246H16L18 249L19 248H21ZM42 245V244H41ZM177 245H175V242H174V244H173V247L174 246H176L177 247ZM178 245V246H179ZM215 245V244H214ZM225 245H227V244H225ZM231 245V244H230ZM256 245H257V243H256ZM261 245V244H260ZM264 245V244H263ZM262 245V246H263ZM23 246V245H22ZM35 246V245H34ZM47 246V245H46ZM156 246V245H155ZM155 246H153V248H155ZM159 246V245H158ZM158 246H156V248L155 249H157L158 248ZM179 246V248L177 249L176 247H175V252L177 251V250H184L185 249V247H186V244H185V247H183V245H182V247L184 248H182V247H180ZM187 246V247H188ZM201 246V245H200ZM213 246V245H212ZM222 246V245H221ZM233 246V245H232ZM261 246V247H262ZM13 247H12V249H13ZM43 247H44V245H43ZM161 247V246H160ZM160 247H159V251L162 249H160ZM218 248V246H215V248ZM223 247H224V245H223ZM226 247V246H225ZM234 247V246H233ZM247 247V246H246ZM251 248H253L252 246H250ZM257 247H258V245H257ZM261 247H258L259 249L261 248ZM23 248V247H22ZM38 248V247H37ZM40 248V247H39ZM46 248V247H45ZM45 248H43V250L45 251L46 249ZM189 248H187V252L184 250V251H178L179 253H175V254H183V253H185V254H183V256L184 255H186V254H188V253H190L189 252ZM194 248V247H193ZM200 248V247H199ZM205 248V247H204ZM208 248H210V247H208ZM207 248V249H208ZM216 248V249H217ZM11 249V248H10ZM18 249H16V250H18ZM152 249V248H151ZM166 249V247H164L162 250L164 251ZM172 249V251L173 252H170V253H174V250H173V248H171ZM201 249V248H200ZM207 249H205V250H207ZM213 249V248H212ZM211 249V250H212ZM254 249V248H253ZM257 249V248H256ZM20 250V249H19ZM263 250V249H262ZM21 251V250H20ZM43 251V252H44ZM47 251V250H46ZM45 251V252H46ZM155 251V250H154ZM167 251H171L170 249L169 250H167ZM252 251V250H251ZM259 251V250H258ZM261 251V250H260ZM14 252V251H13ZM18 252V251H17ZM45 252L43 253V255L45 256ZM166 252V251H165ZM256 252V251H255ZM254 252V253H255ZM24 253V252H23ZM32 253H34V252H32ZM161 253H163V252H161ZM207 253V252H206ZM216 253H217V251H216ZM215 253V254H216ZM260 254H261V252H259ZM264 253V252H263ZM262 253V254H263ZM14 254V253H13ZM20 254V253H19ZM29 254V253H28ZM27 254V255H28ZM31 254V253H30ZM35 254H37V253H35ZM35 254H33V256H32V254H31V256L34 258V255ZM39 254V253H38ZM212 255L211 256H213V253H211ZM218 254V253H217ZM217 254H216V256H217ZM251 254V253H250ZM257 254V253H256ZM255 254V255H256ZM11 255V256H10ZM21 255H22V253H21ZM24 255H25V253H24ZM163 255H164V253H163ZM166 255V254H165ZM167 255H168V252H167ZM166 255V256H167ZM171 255V254H170ZM192 255V254H191ZM244 255H246V257H244ZM264 255V254H263ZM16 256H18V255H16ZM28 256H30V255H28ZM31 256L29 257V258H31ZM43 256V257H44ZM198 256H200V255H198ZM216 256H214V257H216ZM257 256H259V255H257ZM260 256H262V255H260ZM259 256V257H260ZM14 257H15V255H14ZM20 257V256H19ZM23 257V256H22ZM26 257V256H25ZM206 257V256H205ZM208 257V256H207ZM263 257V256H262ZM21 258V257H20ZM39 258H41L40 257V254H39ZM203 258V257H202ZM209 258V257H208ZM208 258H207V260H208ZM250 258V257H249ZM257 258V257H256ZM22 259V258H21ZM23 259H24V257H23ZM189 259V258H188ZM192 259V258H191ZM195 260H197L196 259V257L194 258ZM193 259V260H194ZM203 259H205V258H203ZM214 259V258H213ZM258 259V258H257ZM18 260H20V259H18ZM26 260H27V257H26ZM36 260V259H35ZM34 260V261H35ZM37 260H39V259H37ZM41 260H43V258H41L40 259V261ZM215 260H217V258L215 259ZM260 260V259H259ZM25 261V260H24ZM24 261H22V263L24 262ZM34 261H32V262H34ZM38 262L39 264L41 263V262H44V261H41V262ZM248 261V260H247ZM32 262H27L28 264L29 263H32ZM45 263V262H44ZM249 263V262H248ZM37 264V263H36ZM42 264V263H41ZM48 264V263H47ZM258 264V263H257Z\"/></svg>", "mask_w": 264, "mask_h": 264}]
</instances>
